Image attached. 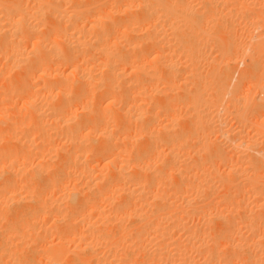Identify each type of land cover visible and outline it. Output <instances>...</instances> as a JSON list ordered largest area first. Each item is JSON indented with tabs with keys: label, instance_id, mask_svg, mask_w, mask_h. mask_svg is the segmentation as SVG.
I'll list each match as a JSON object with an SVG mask.
<instances>
[{
	"label": "rangeland",
	"instance_id": "rangeland-1",
	"mask_svg": "<svg viewBox=\"0 0 264 264\" xmlns=\"http://www.w3.org/2000/svg\"><path fill=\"white\" fill-rule=\"evenodd\" d=\"M15 0L11 1V0H0V7H2L1 9L3 10L4 7L7 6L6 3H13ZM69 1V2H68ZM70 1L72 0H65V5L67 6ZM75 1V2H73ZM72 2L74 4H79L81 6H79L77 4V7H83V9L86 10V12H88L87 14H90L89 16L86 15V17L88 19H93V15H96L98 12L96 11L99 8H101V13L99 11L98 14L104 15L102 16L103 22L101 20V25L100 27L98 26L99 29L103 28V23L106 22H110L115 24L119 23L122 21H126L128 18H130V16L134 15V16H141L140 14L143 12L142 10L139 11V9L135 10V8H130V9H126L127 6L125 5V3H122L121 0L118 1H113V0H73ZM81 1V2H80ZM126 0H124L125 2ZM169 1V0H168ZM172 4L173 0H170ZM183 1V3L181 2ZM174 0L173 3V8L175 6L181 7L182 4H184L186 1L187 3H189L190 5L188 6L187 3L186 6L190 7L189 9L191 10L190 12H188L189 10L186 11L187 14L185 13V9L181 10L175 7V18L173 22L176 20L178 21L175 23H172L170 28L173 29V35L174 38H172V36H170V32L168 31L169 27L164 26V24H168V26L170 25L169 21H162L160 20L158 25V28H161L160 31H158V34L160 35L161 33H164V31L162 30L164 27L167 29L165 30L169 32L166 37L164 35L165 34H161L162 39L160 38V36H156V35L152 32L153 30L151 28V24L148 25V23H143L142 24V29L140 30V28H135V32L133 35H131L130 37L127 36L128 38L124 37V38H114L113 40L118 41V43L121 44L119 46H121V48H125V46L129 45L130 41L133 45H135L136 43L139 44L137 45V47L142 48V50L144 49L143 52H148L150 54L147 55V57H145V53L143 54L144 57L142 56V52L141 49H139V53L137 52V48L135 50V52L133 53V55L131 56V51L130 50H121L123 51L124 55H126V53L130 52V55L128 54V58L130 57V60H134V56L136 58V56L139 54L140 58L139 61L142 62L141 67L143 66V68H141V70H143V73H140V75L138 73H132V75H130V69L132 68V66L136 65V62L138 59H136V62L133 61L134 63H129L128 62V69L126 66V73L125 74V78H124V73L121 71L122 79H120V82L122 81V83H120V87L119 88H115V90L117 91L119 89V91L121 92L123 89L121 87V84L124 83V81L126 84L132 83L131 81L129 82L128 80H132V87H130V85H128V91H126L127 93H131L130 95L135 96L136 94H138V92H140L141 89V93L138 95L139 99H136L137 101L135 102H127L125 99V95L123 94V92H121V97H123V100L125 99V101L128 103V105L126 104V102H122L125 107V109H127L128 107H133L130 110L127 109L126 115L125 113L121 114L119 113V110L121 105H119L120 102H117L118 104H116L115 106H107L108 103L106 100L103 99L98 100V95H99V99L100 97H102V95L106 94V92L104 93V91L102 89H104L106 87V83H101V81L103 82L104 80L106 81V77H108V73L105 67H102L97 63V62H101L103 58H101L103 56V54H99L100 52V47H99V53L95 50L98 49H94V51H92L93 49H91V51L87 52V55H85V58L83 60L82 56L84 54L81 53V57L80 59H82L81 61L74 62L71 67L67 66V68H69V70L66 68L65 65H58L57 63H53L55 64L54 66L49 63V65L51 66V68H55L56 66L58 67V70L55 71H50L52 70L50 67H48V63L47 66L46 64L41 65V67L39 66V72L38 68H35L32 70V74L31 75V79L30 83H29V87L30 84L37 87L36 89L40 92L41 87L44 88V86H47V90L49 87H51L52 85H56V86H60V82L64 83V85H68V83L70 82V78H72L74 80V82L76 83H80L83 85L82 82L75 80L76 78V74L79 72L81 73L83 71L84 75L87 74L88 75V79L85 78L84 83L87 81H91L89 82V84L93 83L94 84L90 85L87 84V87H85V89L87 91H84L85 89H82L85 92L88 93V90L90 91L88 96L87 94H84V98L82 96V103L77 104L76 106L73 105V107L76 110V108L80 111V109L84 106L83 104H88V109L90 107H94V108H90V110L92 111L93 109L95 110V108L97 110H95L96 112L99 113H94L95 111H92V115L95 118V122H93L94 118L91 119L89 118V115L86 114V118L85 114L84 117L86 118L83 119V115L80 117L82 118L81 120L83 121V123L85 124L89 119L88 122L90 123H86V125H83L82 122H79L80 120L79 118V113L77 115H75V117L72 116L68 117V119L66 118L65 120L70 121V123L67 121V126L66 125H59V126H54V127H46L44 128L43 131H38L40 132H44L46 129V132L43 133L44 135L41 136V134L37 133L36 130H34L35 128H29V130H27V128H24L26 134L27 132H31L33 131V133H30V138H32L33 136H35L32 139L36 140V145L39 146V148L37 147V149L33 150V154L32 152L29 154V156H27L28 159H26V155L25 157L21 156H17L18 158L16 160H18L17 162V166L21 167V169L23 170V172H27L24 173L25 175H22L21 178H24V181L22 179L19 178L18 181H22L21 186H23V183L25 184L27 181V183L25 185L26 188L21 190V188H19V190L17 189L15 191L16 193V200H20L18 203L16 204H10L7 207L0 206V264H16V263H20V264H264V0ZM185 1V2H184ZM191 1V2H189ZM220 1V2H219ZM236 1V2H234ZM23 4V6L25 7H29L32 6L33 4L30 0H17L14 3L16 4ZM70 3L67 7H64L63 9H68L72 5L73 3ZM84 2V4H83ZM96 2V3H95ZM107 2V3H105ZM112 2V3H111ZM115 4H114V3ZM176 2V3H175ZM211 2V3H210ZM242 2V3H241ZM30 3V4H29ZM100 3V4H98ZM104 3V4H103ZM123 4L126 6H121L120 5ZM182 3V4H181ZM236 6H235V4ZM248 3V4H247ZM4 4V5H3ZM6 4V6H5ZM8 4V5H9ZM86 4V5H85ZM103 4V5H101ZM113 4V5H111ZM165 4H166V0H165ZM184 4V6H185ZM201 4V5H200ZM247 4V6H246ZM251 4V5H250ZM263 4V5H262ZM35 5V3H34ZM164 5V4H163ZM233 5V6H231ZM249 5V6H248ZM256 5V6H255ZM111 6L116 7L113 8L111 7V9H109ZM212 6V7H211ZM235 6V7H234ZM254 6V7H253ZM258 6V7H257ZM106 7V8H105ZM108 7V8H107ZM120 7V8H119ZM124 9H122V8ZM187 7H185L186 9H188ZM196 7V8H195ZM251 7V8H250ZM262 7V8H261ZM97 8V9H96ZM182 8H184L182 6ZM204 8V9H203ZM245 8V9H244ZM105 9V10H104ZM127 11H124V10ZM134 9V10H133ZM223 9V10H222ZM97 13H95V11ZM122 10V11H121ZM193 10V11H192ZM215 10V11H214ZM108 11H110V13H108ZM119 11V12H118ZM135 11V14H132ZM184 11V14H183ZM195 11V12H194ZM252 11V12H251ZM126 12V13H125ZM140 12V13H139ZM193 12V13H192ZM1 13V10H0ZM178 13V14H177ZM204 13V14H203ZM49 14V13H48ZM121 14V15H120ZM130 14V16H129ZM138 14V15H136ZM198 14V15H197ZM208 16H207V15ZM250 14V15H249ZM252 14V15H251ZM119 15V16H118ZM125 15V16H123ZM192 15V16H190ZM240 15V16H239ZM242 15V16H241ZM52 15L49 14V18L47 19L46 17L47 14L45 15V20L42 19V21L40 22V26L41 24L44 26L39 27V31L41 30V32L43 31L44 33H42V35H39L41 33H39V31L36 33V36H38L39 38H42V36H44L42 39H47V35L50 36V34L57 32V29H55L54 31H52V29H54L57 23V20H55L54 18L51 17ZM120 17V19L118 17ZM177 16V17H176ZM227 16V17H226ZM240 18H239V17ZM256 16V17H255ZM183 19V20H181ZM187 17V18H186ZM192 17V18H191ZM210 17V18H209ZM111 18V19H110ZM186 18V19H184ZM189 18H191V20H189ZM244 18V19H243ZM248 18V19H247ZM259 18V19H258ZM51 19V22H50ZM233 19V20H232ZM242 19H243V23H242ZM56 21V23L54 21ZM116 20V21H115ZM196 20V21H194ZM208 20V21H207ZM211 20V22H210ZM98 21V23H99ZM184 21V22H182ZM190 21V25H188L187 23ZM207 23H206V22ZM45 22V24L43 23ZM200 22V23H199ZM210 22V23H209ZM230 22V23H229ZM241 22V23H240ZM47 23V24H46ZM54 23V24H52ZM106 24L105 27H108L109 24ZM123 23V22H122ZM183 23L185 25H183ZM199 23V24H198ZM206 23V24H205ZM218 23V24H217ZM48 24H51L50 26ZM166 24V25H167ZM178 26H177V25ZM180 24V25H179ZM194 24V25H193ZM198 27H200L199 29H197V25ZM204 24V25H203ZM249 24V25H248ZM253 24V25H252ZM257 24V25H256ZM262 24V25H260ZM54 25V27H53ZM111 25V24H110ZM144 25V26H143ZM148 25V26H147ZM213 25V26H212ZM218 25V26H217ZM243 25V26H242ZM153 26V25H152ZM176 26V27H175ZM180 26V28H179ZM185 28H184V27ZM193 26V27H192ZM212 26V27H211ZM226 26V27H225ZM237 26V27H236ZM252 26V27H251ZM49 29H46L48 28ZM53 27V28H52ZM146 27V28H145ZM183 27V28H182ZM188 27V28H187ZM191 27V28H190ZM209 27V29H208ZM230 27V28H229ZM236 27V28H235ZM244 27V29H243ZM52 28V29H51ZM57 28V27H55ZM148 28V29H147ZM164 28V29H165ZM180 30H179V29ZM196 28V29H195ZM225 28V29H224ZM106 29V28H104ZM138 29V30H136ZM150 34H148L146 32ZM151 29V30H150ZM185 30L183 32V30ZM188 29V30H187ZM194 29V30H191ZM204 29V30H203ZM207 29V30H206ZM253 29V30H252ZM45 30H49L51 31L49 33H45ZM150 30V32H149ZM175 30V31H174ZM220 30V32H219ZM224 30V31H221ZM231 30V31H230ZM145 31V32H144ZM190 31H194V32H190ZM197 31V32H196ZM201 31V32H200ZM139 32V33H138ZM153 34H152V33ZM176 32V33H175ZM182 32V33H181ZM186 32V33H185ZM189 32L191 34H189ZM196 32V33H195ZM210 34H209V33ZM240 32V33H239ZM243 32V33H242ZM179 35H178V34ZM193 33V34H192ZM204 33V35H203ZM227 33V34H226ZM44 34V35H43ZM55 34H53V37L55 36ZM141 34V35H140ZM182 34V35H181ZM186 34V35H185ZM244 36H243V35ZM250 34V36H249ZM256 34V35H255ZM148 35V38L147 36ZM157 38H155V36ZM202 35V36H201ZM35 36V37H36ZM133 36V37H132ZM208 36V37H207ZM227 36V37H225ZM34 37V38H35ZM47 37V38H46ZM52 37V35H51ZM50 37V38H51ZM52 37V38H53ZM153 37L155 39H157V41L155 39H153ZM171 37V39H170ZM206 37V38H205ZM257 37V38H256ZM139 38V39H137ZM142 38V39H140ZM174 40V41H168V43H170V45L172 47L169 46V44L163 40ZM187 39V40H186ZM216 39V40H215ZM35 39H32L31 41H33ZM150 40V41H148ZM155 40V41H153ZM166 40V41H167ZM198 40V41H197ZM226 40V42H225ZM235 40V41H234ZM25 42L23 45V50L24 51H30L27 50V48H32V42ZM129 41V42H127ZM161 41V43H160ZM194 41V42H193ZM232 41V42H231ZM150 42H152L150 44ZM154 42V43H153ZM172 42V43H171ZM218 42V43H217ZM29 43V44H28ZM124 43V45H123ZM129 43V44H128ZM162 43H165L166 45H168L170 47V50L165 53L167 55H165L164 57H167L168 61L167 63H169L170 61L172 62L173 65L176 66V72L174 74L168 75L167 73H169L168 71H166L165 69H163V65H162V61L160 62V60H151V58L153 57V55L155 54L158 46H161ZM194 43V44H193ZM203 43V45H202ZM28 44V45H27ZM156 44V45H155ZM159 44V45H158ZM161 44V45H160ZM106 48L109 47L108 44H106ZM197 45V46H196ZM231 45V46H230ZM245 47H244V46ZM28 46V47H27ZM114 46V45H113ZM118 46V47H119ZM156 46V48H155ZM187 46V47H186ZM189 46V47H188ZM192 46V48H190ZM218 46V47H217ZM247 46V47H246ZM252 46V47H251ZM116 48V46L112 49H117L120 50L119 48ZM154 49H153V48ZM194 47V48H193ZM206 47V48H205ZM227 47V48H226ZM30 48V49H31ZM190 48V50H188ZM85 48H81V50L83 51ZM156 49V50H155ZM204 49V50H203ZM242 49V50H241ZM188 50V51H187ZM218 50V51H217ZM260 50V51H259ZM1 51V49H0ZM186 51V52H185ZM220 51V52H219ZM93 52V53H90ZM95 52V53H94ZM190 52H193L190 54ZM230 52V53H229ZM0 53H4V52H0ZM90 53V54H88ZM185 53V54H184ZM263 53V54H262ZM97 54V55H96ZM136 54V55H135ZM184 54V55H183ZM90 55V56H88ZM221 55V56H220ZM224 55V56H223ZM5 56V57H4ZM9 56L7 53L2 57V54H0V74L4 73L6 74L4 75H0V101L2 104V107L5 109H8V112L11 116L10 121L13 118V124L15 125L18 124L19 122H21L20 120L24 121V116L26 117V119H30L32 118V115L28 114V111L23 109V107L21 106V99L22 96L20 93V91L23 88H16L15 84V80L17 75L19 74L18 70L16 72V70L12 67L11 65V60H9V58L7 57ZM98 56V57H96ZM198 56V57H197ZM220 56V57H219ZM238 56V57H237ZM139 56H137L138 58ZM225 57V58H224ZM236 57V58H235ZM260 57V58H258ZM262 57V58H261ZM3 58V59H2ZM6 58V59H5ZM101 58V59H100ZM127 58V56H126ZM127 58V60H128ZM144 58V59H143ZM146 58V59H145ZM175 58V59H174ZM189 58V60H188ZM192 58V59H191ZM214 58V59H213ZM257 58V59H256ZM5 59V60H4ZM141 59V60H140ZM200 59V60H199ZM221 59V60H220ZM225 59V60H224ZM193 60V61H192ZM231 60V61H230ZM159 61V62H156ZM184 61V62H183ZM192 61V64H191ZM10 62V63H9ZM78 62V63H77ZM82 62V63H81ZM85 62V63H84ZM152 62V63H151ZM170 62V63H171ZM188 62V63H187ZM216 62V63H215ZM224 62V63H223ZM257 62V63H256ZM8 63V64H6ZM213 63V64H212ZM252 63V64H251ZM254 63V64H253ZM259 63V64H258ZM5 64V65H4ZM10 64V69H8V66ZM86 64V65H85ZM130 64V65H129ZM154 64V65H153ZM195 64V65H193ZM208 64V65H207ZM261 64V65H260ZM8 65V66H7ZM76 65V66H75ZM80 65V66H79ZM187 65V68H186ZM257 65V66H256ZM43 66V67H42ZM46 66V67H45ZM63 66V67H62ZM78 66V67H77ZM151 66V67H150ZM153 66V67H152ZM155 66H157L155 68ZM180 66V67H179ZM223 66V68H222ZM7 69H6V68ZM86 67V68H85ZM100 67V68H99ZM194 67V68H193ZM236 67V68H235ZM3 68V69H2ZM12 68V70H11ZM46 68V72H59L61 74V77H53L55 79H49V75H45L47 76L45 79H42V74L40 75V73H44L45 71L40 70V69ZM48 68V69H47ZM50 68V69H49ZM79 70L77 71L76 74H74L71 71H74L75 69ZM85 68V69H84ZM105 68V69H103ZM153 68V69H152ZM186 68V69H184ZM263 68V69H262ZM14 69V70H13ZM64 69V70H63ZM70 69H72L70 71ZM82 71H81V70ZM152 69V70H151ZM163 69V70H162ZM184 69V70H183ZM211 69V70H210ZM221 69V70H220ZM247 69V70H244ZM38 72H36V71ZM68 70V71H67ZM75 70V71H76ZM106 70V73H103ZM128 70V71H127ZM186 70V71H185ZM200 70V71H199ZM8 71V72H7ZM12 71V72H11ZM14 71V72H13ZM34 71V72H33ZM154 71V72H153ZM156 71V72H155ZM158 71V72H157ZM36 72V73H35ZM66 72V73H65ZM70 72L72 74H70ZM129 74H128V73ZM185 72V73H184ZM200 72V73H199ZM244 72V73H243ZM18 73V74H17ZM64 74V76H62ZM103 73V74H102ZM147 73V75H145ZM166 73V74H165ZM194 73V74H193ZM9 74V75H8ZM16 75V76H13ZM45 74V73H44ZM67 74V76L65 77V75ZM69 74V75H68ZM105 74V75H104ZM160 74V76H159ZM199 74V75H198ZM207 74V75H206ZM242 74V75H241ZM246 74V75H245ZM20 75V74H19ZM103 76V79L102 78ZM107 75V76H106ZM137 79L135 78L136 76ZM144 75V77H143ZM154 75V76H153ZM201 75V76H200ZM203 75V76H202ZM205 75V76H204ZM232 75V76H231ZM3 76V78H2ZM72 76V77H70ZM133 78H130V77ZM140 76V77H139ZM219 76V77H218ZM242 76V77H241ZM5 77V78H4ZM33 77V78H32ZM35 77V78H34ZM37 77V78H36ZM41 78L42 80H39V78ZM51 77V78H52ZM64 77V78H63ZM69 77V78H68ZM74 77V78H73ZM85 77V76H84ZM92 77V78H91ZM97 80V78H99ZM149 77V78H147ZM185 77V78H184ZM200 77V78H199ZM246 77V78H245ZM256 77V78H255ZM258 77V78H257ZM63 78V79H62ZM135 78V79H134ZM139 78V79H138ZM153 78H155L156 80H154ZM222 78V79H221ZM8 79V80H7ZM15 79V80H14ZM33 79L35 81H33ZM45 79V80H44ZM60 79V80H59ZM68 79V80H67ZM71 79L72 82H70L69 84L73 83V80ZM91 79V80H89ZM152 79V80H151ZM162 79V80H161ZM176 79V80H175ZM242 79V80H241ZM28 80V81H29ZM48 80V81H47ZM56 80V81H55ZM58 80L60 82H58ZM66 80V81H65ZM171 80V81H170ZM174 80V81H173ZM45 83H44V82ZM52 81H54L53 83L55 84H50L49 82L52 83ZM69 81V82H68ZM98 81V82H97ZM100 81V84H99ZM137 81V82H135ZM155 81V82H153ZM160 81V82H159ZM162 81V82H161ZM205 81V82H204ZM225 81V82H224ZM44 85H42L43 83ZM48 82V83H47ZM65 82H68L67 84ZM97 82V86L96 83ZM118 81H116L117 83ZM209 82V83H208ZM218 82V83H216ZM240 82V83H239ZM47 83V85H45ZM58 83V85H57ZM61 83V84H62ZM73 83V84H75ZM117 83V84H119ZM139 83V84H136ZM143 85V87L141 86V84ZM154 83V84H153ZM165 83V84H164ZM168 83V84H167ZM191 83V84H190ZM9 84V85H8ZM36 84V85H35ZM51 86H49V85ZM101 84V87H99ZM134 84V85H133ZM149 86H148V85ZM181 84V86L179 85ZM197 84V85H196ZM251 84V85H250ZM28 86V84H26ZM78 85V84H76ZM94 85V88H93ZM115 85V83H113V86ZM124 85V84H123ZM122 85V86H123ZM151 85V86H150ZM160 85V88H159ZM211 85V86H210ZM52 86V87H53ZM62 86V85H61ZM70 86V85H68ZM86 86V85H85ZM97 89H96V87ZM118 86V85H116ZM127 85H124V89L126 90ZM148 86V87H147ZM214 86V87H212ZM216 86V87H215ZM24 87V86H22ZM34 87V88H35ZM90 87V89H89ZM103 87V88H102ZM115 87V86H114ZM136 89H134V88ZM138 87V88H137ZM153 87H155V89H153ZM173 89L172 94L169 93V91H167L166 89L169 90V88ZM180 87V88H179ZM184 87V88H183ZM16 88V89H14ZM27 88V87H26ZM121 88V89H120ZM131 88V90L129 89ZM144 88V89H143ZM159 88V89H158ZM165 88V90H164ZM199 88V89H198ZM208 88V89H207ZM9 89H14V90H19L18 92L14 91L12 94L13 96H11V99L9 98L10 94L9 93ZM34 89V90H36ZM158 89V90H157ZM181 89V90H180ZM225 89V90H224ZM25 90V89H24ZM27 90V89H26ZM25 90V91H26ZM36 90V91H37ZM42 91L46 90L45 89H41ZM98 92H97V91ZM103 91L104 94H101V92ZM138 90V91H137ZM143 90V91H142ZM145 90V91H144ZM150 90V91H149ZM155 90V91H154ZM23 91V90H22ZM40 92L39 95L37 96V100H39V103L36 102L38 105L39 104H49V103H53L51 105H49V107H53L54 106V102H56V100L58 98L54 99H48L45 101V94L46 92ZM106 91V89H105ZM118 92V96H120ZM134 91V92H133ZM167 91V93H166ZM186 91V92H184ZM254 91V92H253ZM261 91V92H260ZM263 91V92H262ZM8 92V93H6ZM100 92V94H99ZM117 92L116 95H117ZM147 92V93H146ZM156 92V93H155ZM197 92V93H196ZM238 92V93H237ZM22 95L24 96V91L21 92ZM26 93V92H25ZM95 93V94H94ZM126 93V95H127ZM143 93V94H142ZM203 93V94H202ZM211 93V94H210ZM220 93V94H219ZM231 93V94H230ZM233 93V94H232ZM237 93V94H236ZM21 96L19 99L16 95ZM94 94V95H93ZM123 94V95H122ZM164 94V96H163ZM215 94V95H214ZM244 94V95H243ZM7 95V96H6ZM43 95V96H42ZM129 95V94H128ZM129 95V97H131ZM141 95V96H140ZM145 95V96H144ZM184 95V96H183ZM194 95V96H192ZM218 95V97H217ZM4 96V97H3ZM89 97L90 99H88L89 101H87V97ZM156 96V97H155ZM159 96V97H158ZM167 96V97H166ZM178 96V97H177ZM180 96V97H179ZM245 96V97H244ZM9 99H8V98ZM13 97V98H12ZM42 97V98H41ZM97 97V98H96ZM137 97V95H136ZM141 97V98H140ZM163 99H162V98ZM166 97V98H165ZM212 97V98H211ZM234 97V98H233ZM243 99H241V98ZM261 97V98H260ZM93 100H92V99ZM152 98V99H151ZM156 98V99H155ZM182 98V99H181ZM186 98V99H185ZM200 98V99H199ZM4 99H7L6 101ZM44 99V100H43ZM84 99V101H83ZM97 99V100H96ZM154 99V100H153ZM158 99V100H157ZM179 99V100H178ZM216 99V100H213ZM239 99V100H238ZM241 99V100H240ZM10 100V101H9ZM36 100V101H37ZM121 100V99H120ZM161 100V101H160ZM181 100V101H180ZM206 100V101H205ZM208 100V101H207ZM232 100V101H231ZM238 100V101H237ZM7 101H9L7 103ZM49 101V102H48ZM95 102L90 103V102ZM100 101V102H99ZM164 101V102H163ZM187 101V103H186ZM203 101V102H202ZM17 102V105L16 103ZM45 102V103H44ZM47 102V103H46ZM85 102V103H84ZM88 102V103H86ZM142 102V103H141ZM162 102V103H161ZM230 102V103H229ZM233 102V103H231ZM14 103V104H13ZM58 103V100H57ZM131 103V104H130ZM158 103V104H157ZM212 103H214V105H212ZM237 103V104H236ZM6 104V105H5ZM92 104V105H91ZM161 104V105H160ZM163 104V105H162ZM174 104V106H173ZM180 104V105H179ZM192 104V105H191ZM204 104V105H202ZM226 104V105H225ZM228 104V105H227ZM233 104V105H232ZM14 105V106H13ZM79 105V106H78ZM83 105V106H82ZM98 105V107H97ZM130 105V106H129ZM155 105V106H154ZM160 105V106H159ZM171 105V106H170ZM182 105V106H181ZM191 105V106H190ZM48 106V105H47ZM81 106V107H80ZM147 106V107H146ZM167 106V107H166ZM170 106V107H169ZM195 106V107H194ZM217 106V107H216ZM118 107V108H117ZM127 107V108H126ZM139 107V108H138ZM187 107V108H186ZM207 107V108H206ZM117 108V109H114ZM122 108V107H121ZM138 108V109H137ZM148 108V109H146ZM192 108V109H191ZM195 108V109H194ZM204 108V109H202ZM218 110H217V109ZM20 109V110H19ZM99 109V110H98ZM103 111H102V110ZM137 109V110H135ZM151 109V110H150ZM196 110V112L194 110ZM201 109V110H200ZM211 109V110H210ZM216 109V110H215ZM233 109V110H232ZM17 110V111H16ZM24 110V111H23ZM129 110V111H128ZM135 110V111H134ZM139 110V111H138ZM162 110V111H161ZM169 110V111H168ZM255 110V111H254ZM107 111V112H106ZM141 112L143 114V116L139 117L136 116L138 114V112ZM174 111V112H173ZM209 111V112H208ZM12 112V113H11ZM25 112V113H24ZM101 112V113H100ZM105 112V114H104ZM132 113L135 116H131L130 114L127 115L128 113ZM181 112V113H180ZM185 112V113H184ZM194 112V113H193ZM236 112V113H235ZM17 113V114H16ZM23 113V114H22ZM27 113V114H26ZM104 115H103V114ZM107 113V114H106ZM136 113V114H134ZM160 113V114H159ZM167 113V114H166ZM172 113H175L172 114ZM198 113V114H197ZM238 113V114H237ZM263 115H262V114ZM16 114V115H15ZM83 114V113H82ZM95 114V115H94ZM98 114V115H97ZM118 114H121L122 116H119ZM149 114H152V117H154L153 119L151 118V116ZM154 114V116H153ZM156 114V115H155ZM157 114L158 117H157ZM162 114V115H161ZM170 114V115H169ZM179 116H178V115ZM188 114V115H187ZM192 114V115H191ZM211 114V115H210ZM216 114V115H214ZM81 115V113H80ZM103 117H102V116ZM108 115V118H107ZM110 115V116H109ZM115 115V116H114ZM123 115H125L127 117H123ZM168 115V116H166ZM178 117H177V116ZM14 116V117H12ZM19 118H18V117ZM31 116V117H30ZM97 116V118H96ZM112 116V117H111ZM117 116V117H116ZM150 116V117H149ZM192 118H191V117ZM200 116V117H199ZM206 116V117H205ZM30 117V118H28ZM105 117V118H104ZM119 117V118H118ZM166 117V118H165ZM176 117V118H175ZM186 117V118H183ZM190 117V118H189ZM216 117V118H215ZM218 117V119H217ZM251 117V118H250ZM102 118V120H100ZM118 118V119H116ZM122 118V119H121ZM148 118V119H147ZM160 118V119H159ZM238 118V120H237ZM16 119V120H15ZM33 119V118H32ZM78 119V120H77ZM112 119V120H111ZM129 119V120H128ZM174 120L171 124L167 123L166 120ZM177 119V120H176ZM74 120V122H72ZM96 120L98 122H96ZM107 120V121H106ZM114 120V121H113ZM124 120V121H123ZM126 120V121H125ZM164 120V121H163ZM176 120V121H175ZM181 122H179V121ZM191 120V121H190ZM210 122H209V121ZM85 121V122H84ZM99 121L102 125L99 124ZM105 121V122H103ZM109 121V122H108ZM117 121V122H116ZM121 121V124L119 125ZM136 121V122H135ZM163 121V122H162ZM193 121V122H192ZM207 123H206V122ZM218 121V122H217ZM238 121V122H237ZM253 121V122H252ZM79 122L82 125L79 124V126H84L83 127H78L80 129H84L85 132H88L89 130L92 131V128H95L94 131H96V128L99 124V127L97 128V130L100 129H105V125L107 126L106 129L112 133V135H115L113 137L112 143L107 146L106 150L102 151L103 153V157H100L101 154L99 153L98 157H89L86 156L88 150L90 148H92L91 146L95 147L98 145L97 143L99 142V137L97 136V134L92 135V136H97L96 139L94 137H89V140H87L83 145V150L81 149V153H80V158H79V165L77 164H73L71 166L72 169H70L71 172H68L67 170L62 172L60 169L65 170L67 168V164H65L64 160H62V157H64V152H62L64 150V147L66 146V135H68L72 130L71 127L77 126ZM92 122V123H91ZM114 122V123H113ZM149 122V124H148ZM153 122V123H152ZM160 122V123H159ZM166 122V123H165ZM217 122V123H216ZM261 124H260V123ZM9 123V122H8ZM73 123H76L73 125ZM94 123V124H93ZM98 123V124H97ZM110 123V124H109ZM155 123V124H154ZM186 123V124H185ZM206 123V124H205ZM242 123V124H241ZM71 124V126L69 125ZM89 126H88V125ZM92 124V125H90ZM144 124L148 125L145 126ZM152 126H151V125ZM181 124H183L181 126ZM144 125V126H143ZM163 125V126H162ZM173 125V126H172ZM202 125V126H201ZM205 125V126H204ZM240 125V126H239ZM64 126V127H63ZM70 128H69V127ZM104 126V127H103ZM117 129H116V127ZM119 126V127H118ZM151 126L155 127L157 129H159L158 131L160 132H156L155 135L156 137H153L150 140H145L144 138H142V136L140 137L139 135H141L140 133L142 132V130H145V128ZM162 126V127H161ZM181 126V129H179ZM204 126V127H203ZM240 128H239V127ZM57 127V128H56ZM63 127V129L61 128ZM85 127L87 129H85ZM102 127V128H101ZM143 127V128H142ZM194 127V128H192ZM7 128V127H4ZM3 128V129H4ZM51 128V129H50ZM121 128V129H120ZM140 128V129H139ZM162 128L168 130H162ZM196 128V129H195ZM238 130H237V129ZM65 129H67L68 133L65 134ZM120 129V130H119ZM127 129V130H126ZM138 129V130H137ZM188 129V130H186ZM236 129V130H235ZM24 130L20 131V133H23ZM162 130V132H161ZM179 130V131H178ZM193 130V131H192ZM195 130V131H194ZM217 130V131H216ZM36 131V132H35ZM63 131V132H62ZM70 131V132H69ZM117 133H116V132ZM120 131V132H119ZM126 131V132H125ZM141 131V132H140ZM175 131V132H174ZM183 131V132H182ZM202 131V132H201ZM205 131V132H204ZM5 132L7 133L6 130H4V132H2L5 135ZM123 133L128 139L124 141V139H122V137L124 135H120L119 133ZM131 132V133H130ZM140 132V133H139ZM169 132V133H168ZM175 134L173 135L172 134ZM191 132V133H190ZM213 132V133H211ZM235 132V133H234ZM19 133V132H18ZM19 133V134H20ZM48 133V134H46ZM62 133V134H61ZM98 133V132H97ZM117 135H116V134ZM128 133V135H127ZM159 133V134H158ZM182 133V134H181ZM189 133V134H188ZM197 133V134H196ZM199 133V134H198ZM208 133V134H207ZM38 134V136H37ZM46 134V135H45ZM170 134V137L174 136V138L172 137V139L170 137H168V135ZM188 134V135H187ZM193 134V135H191ZM195 134V135H194ZM2 135V136H4ZM21 135V134H20ZM29 135V134H27ZM33 135V136H32ZM121 137H120V136ZM162 135V136H161ZM41 136V138H40ZM59 136V137H58ZM119 136V137H117ZM123 137L126 139V137ZM132 136V137H131ZM164 136V137H163ZM180 136V137H179ZM194 136V137H193ZM197 136V137H195ZM231 136V138H230ZM235 136V137H234ZM5 137V136H4ZM43 137L45 139H43ZM182 137V138H181ZM216 137V138H215ZM243 137V138H242ZM51 138V139H50ZM53 138V139H52ZM59 138V139H58ZM64 138V139H63ZM133 138V139H132ZM157 138V139H156ZM178 138V139H177ZM194 138V139H192ZM198 138V139H197ZM222 138V139H221ZM249 138V139H248ZM43 139V140H42ZM198 141H197V140ZM200 139V140H199ZM204 139V140H203ZM220 139V140H219ZM60 140V141H59ZM119 142H118V141ZM140 140V141H139ZM165 140V141H164ZM192 140V142H191ZM219 140V141H218ZM49 141V142H48ZM90 141V142H89ZM93 141V142H92ZM114 141V142H113ZM121 141V142H120ZM127 141V142H126ZM133 141V142H132ZM135 141V142H134ZM142 141V144H141ZM149 141V142H148ZM169 141V142H167ZM196 141V142H194ZM201 141V142H200ZM246 141V142H245ZM254 141V142H253ZM39 142V143H38ZM64 142V143H63ZM151 142V143H150ZM191 142V143H190ZM200 144H198V143ZM204 142V143H203ZM221 142V143H220ZM122 143V144H119ZM154 143V144H153ZM248 143V144H247ZM13 144V142L11 143ZM15 144V143H14ZM39 144V145H38ZM47 144V145H46ZM92 144V145H91ZM152 144V145H151ZM230 144V145H229ZM255 144V145H254ZM41 145V147H40ZM91 145V146H90ZM123 145V146H122ZM126 147H125V146ZM128 145V146H127ZM147 145V146H146ZM149 145V146H148ZM188 145V146H187ZM217 145V146H216ZM244 145V146H243ZM249 145V146H248ZM142 146V147H141ZM177 146V147H176ZM221 146V147H220ZM223 146V147H222ZM43 147V148H42ZM125 147V148H124ZM144 147V148H143ZM147 147V148H146ZM220 147V148H219ZM229 147H231L229 149ZM57 148V149H55ZM179 148V149H178ZM186 148V151H185ZM188 148V149H187ZM192 148V149H191ZM215 148V149H214ZM259 148V149H258ZM61 149V150H60ZM87 151L85 152L84 151ZM119 149V150H118ZM128 149V150H127ZM131 149V150H130ZM137 149V150H136ZM160 149V151H158ZM163 149V150H162ZM184 149V151H183ZM196 149V150H195ZM229 149V150H228ZM263 149V150H262ZM40 150V151H38ZM167 150V151H166ZM171 150H173L171 152ZM218 150V151H217ZM37 151V152H36ZM61 153H60V152ZM107 151V152H106ZM145 153H144V152ZM149 151V152H148ZM181 151V152H180ZM195 151V152H194ZM216 151V153H214ZM229 154H227L228 152ZM234 153H233V152ZM85 152V153H84ZM110 152V153H109ZM129 152V153H128ZM143 152V153H142ZM155 152V155H154ZM166 152V153H165ZM170 152V153H168ZM224 152V153H223ZM226 152V153H225ZM243 152V153H242ZM39 153V154H38ZM109 153V154H108ZM113 153V154H112ZM142 154L141 156L139 154ZM165 155H164V154ZM181 153V154H180ZM193 153V154H192ZM211 155H210V154ZM33 156H32V155ZM37 154V155H36ZM61 154V156H60ZM82 154V156H81ZM85 154V155H84ZM138 154V155H137ZM172 154V155H170ZM190 154V155H189ZM224 154L225 155L224 157ZM235 154V155H234ZM109 155V156H108ZM135 155V156H134ZM164 155V156H163ZM199 155V156H198ZM218 155V156H217ZM52 156V157H51ZM57 156V157H56ZM97 156V155H96ZM107 156V158H106ZM114 156V157H113ZM138 156L140 158H138ZM155 156V157H153ZM161 156V157H159ZM177 156V157H176ZM179 156V157H178ZM216 156V157H215ZM220 156V157H219ZM239 156V157H238ZM47 159H46V158ZM60 157V159L58 158ZM149 157V158H148ZM158 157V158H157ZM199 157V158H198ZM227 157V158H226ZM25 158V159H23ZM145 158L147 160H145ZM152 158V159H151ZM164 160H162V159ZM171 158V159H170ZM196 158V159H195ZM248 158V159H247ZM43 159V160H42ZM53 159H57L56 161H54ZM92 159V160H91ZM97 159V160H96ZM102 159V160H101ZM106 159V160H105ZM119 159V160H118ZM133 159V160H132ZM195 159V160H194ZM232 159V160H231ZM243 159V160H242ZM247 159V160H246ZM25 160V161H23ZM30 160V161H29ZM100 160V161H99ZM136 162H135V161ZM177 160V161H176ZM188 160V162H187ZM241 160V161H240ZM48 161V162H47ZM51 163H50V162ZM63 162V165L60 166L61 164L58 163ZM103 161V162H102ZM115 161V162H114ZM123 161V162H122ZM140 161V162H138ZM144 161V163H143ZM157 161L159 164H157ZM225 161V163H224ZM249 161V162H248ZM29 162V163H27ZM46 162V163H45ZM81 162V164H80ZM111 162V163H110ZM154 162V163H153ZM178 162V163H177ZM205 162V163H204ZM229 162V163H228ZM19 163V164H18ZM21 163V164H20ZM40 163V164H39ZM48 163V165H47ZM50 163V164H49ZM53 163V164H52ZM86 163V164H85ZM94 163V164H93ZM118 163V164H117ZM149 163L151 164V166L149 165ZM164 163V164H163ZM221 163V164H220ZM235 163V164H234ZM55 164V165H54ZM65 164V165H64ZM122 164V165H121ZM126 164V165H125ZM141 164L143 166H147V164L149 165L148 167H151L150 169L148 168L146 171L149 172L146 173V171L142 172L141 170H139L138 165ZM189 164V165H188ZM203 164V165H202ZM41 166L39 167V169H44L42 170L41 173V178L38 180L39 185L40 184H46L48 182H46L47 178H48V174L50 176V174H55L54 177H58L59 174H64L59 176V178L63 179H59L60 181L57 182L56 184H59L61 186L58 187V189L56 188V186L52 185L49 187L48 189V194L50 196V200L48 199L47 202H50V204H53L54 209H51L48 212L44 211L41 213V217L37 216L35 219H32L33 217L29 218L26 214L29 212L28 210L30 209V211L32 210L31 208H34V206L36 205V203H40L42 204V202L40 199H37L33 196L32 192L33 190H31L30 188H33V185L36 186L35 182L33 180L30 179L29 176H26L28 174V172L32 171L34 169V167L36 166ZM47 165V166H45ZM57 165V166H56ZM155 165V166H153ZM173 165V167H172ZM178 165V167H177ZM184 165H188V167L184 166ZM194 165V166H193ZM198 165V166H197ZM202 165V166H201ZM222 165V167H221ZM237 165V166H236ZM241 165V166H240ZM43 166V167H42ZM60 166V168L58 167ZM65 166V168L63 167ZM79 166L80 169H77ZM135 166V167H134ZM138 168H137V167ZM164 166V167H163ZM190 166V167H189ZM192 166V167H191ZM25 167V168H24ZM58 167V168H57ZM64 169H63V168ZM97 167V168H96ZM120 167V168H119ZM174 169H172V168ZM201 167V168H200ZM24 168V169H23ZM30 168L32 170H30ZM48 168V169H45ZM115 168H118L117 170H119V172H122L119 174V172L117 170H113ZM137 168V169H136ZM167 168V169H166ZM240 168V169H239ZM178 169H180L178 171ZM191 169V170H190ZM198 169V170H197ZM206 169V170H205ZM222 169V170H221ZM237 169V171H235ZM47 172H46V171ZM79 170V171H77ZM90 170V171H88ZM152 170V171H151ZM158 170V172H157ZM232 170V171H231ZM86 171H88L89 173H87ZM126 171V172H125ZM136 173H135V172ZM167 171V172H166ZM171 171V172H170ZM173 171V172H172ZM235 171V173H234ZM242 171V172H241ZM245 171V172H244ZM29 172V174H30ZM44 172L46 173L44 175ZM55 172V173H53ZM66 172V173H65ZM84 172V173H82ZM94 172V173H93ZM154 172V173H152ZM158 176H155L156 174ZM170 172V173H168ZM177 172V173H176ZM180 172V173H179ZM214 172V173H212ZM228 172V173H227ZM231 172V173H230ZM234 174H233V173ZM48 173V174H47ZM72 173V174H71ZM123 173V175H121ZM140 173V174H139ZM187 173V174H186ZM202 173V174H201ZM210 173V174H207ZM28 174V175H29ZM58 174V175H57ZM67 174V175H66ZM70 174V175H69ZM84 174V175H83ZM89 174H92L93 176H97V180L94 181L93 183H90L87 181V175L89 176ZM116 174V175H115ZM173 175L171 177H169V175ZM179 174V175H178ZM197 174V175H196ZM257 174V175H256ZM51 175V177L53 176ZM109 175V176H108ZM142 175V176H141ZM153 175V176H152ZM168 177H165L167 176ZM199 175V177H198ZM239 175V177H238ZM242 175V176H241ZM45 176V177H43ZM79 176V177H78ZM122 177L121 179L119 178ZM135 176V177H134ZM163 176V177H162ZM205 176V177H204ZM231 176V177H230ZM249 176V177H248ZM19 177V176H18ZM29 178V180L26 179ZM107 179H106V178ZM113 177V178H112ZM118 177V178H117ZM144 177V178H143ZM151 177V178H150ZM162 177V178H161ZM212 177V178H211ZM234 177V178H233ZM65 178L69 179L65 180ZM99 178V179H98ZM109 178V179H108ZM136 178V179H135ZM139 178V180H138ZM142 178V179H141ZM148 178V179H147ZM172 178V179H171ZM175 178V179H174ZM181 178V180H180ZM189 178V179H188ZM191 178V180H190ZM204 178V179H203ZM217 180H215V179ZM243 178V179H242ZM246 178V179H245ZM253 178V180H252ZM18 179V178H17ZM26 179V180H25ZM82 179V180H81ZM86 179V180H85ZM120 179V180H119ZM129 179V180H128ZM146 179V180H145ZM151 179V180H149ZM159 179V180H158ZM171 179V180H169ZM184 179V180H183ZM234 179V180H231ZM40 180H44L41 181ZM85 180V181H84ZM109 180V181H108ZM147 181V183L149 184V187L147 186V188L149 189H145L144 192H142V198H140L139 200H141V202H138L137 200H135V202L137 201V203H133L134 201H131L132 199H130L129 197H127L126 194V190L133 187L136 183V181ZM178 180V181H177ZM196 182H195V181ZM201 180V181H200ZM99 181V183H101V185L97 182ZM121 181V182H120ZM126 181V182H125ZM130 181V182H129ZM159 181V182H158ZM161 181V182H160ZM187 181V182H185ZM213 181V182H212ZM217 184H215V182ZM248 181V182H247ZM31 182H34L33 184ZM104 182V183H103ZM172 182V183H171ZM182 182V183H181ZM208 182V183H207ZM222 182V183H221ZM242 182V183H241ZM248 184H246V183ZM250 182V183H249ZM90 183V184H89ZM107 183V184H106ZM109 183V184H108ZM118 184V186H112V184ZM168 183V184H165ZM184 183V184H183ZM50 184V183H48ZM55 184V185H56ZM96 184V185H94ZM104 188L109 187L111 191H109V189H106V191L109 193L107 196H103L102 199V185H104ZM120 184V186H119ZM205 184H209V187ZM216 186H215V185ZM221 184V185H220ZM239 184V185H238ZM110 185V186H109ZM128 185V186H127ZM151 185V186H150ZM168 185V186H167ZM172 185V186H170ZM191 185V186H190ZM197 185V186H196ZM199 185V186H198ZM201 185V186H200ZM203 185V187H202ZM212 185V186H211ZM245 185V187H244ZM32 186V187H31ZM43 186V185H40ZM39 186V187H40ZM58 186V185H57ZM63 186V187H62ZM101 186V187H100ZM112 186V189L110 188ZM123 186V187H122ZM125 186V187H124ZM153 186V187H152ZM159 186V187H158ZM211 186V188H210ZM237 186V187H236ZM29 187V188H28ZM52 187V188H51ZM54 187V188H53ZM62 190V188H64ZM100 187V188H99ZM116 187V189L114 190V188ZM164 187V188H163ZM169 187V188H168ZM198 187V188H197ZM208 187V188H207ZM215 187V188H214ZM43 190V187H40ZM51 188V189H50ZM104 188H103V193H104ZM162 188V189H161ZM190 188V189H189ZM193 188V189H192ZM203 188V189H202ZM205 188V189H204ZM223 188V189H222ZM53 189V190H52ZM57 189V190H56ZM156 189H158L156 191ZM180 189V191H179ZM182 189V190H181ZM210 189V190H209ZM232 189V190H231ZM240 189V190H239ZM21 190V191H20ZM31 190L29 196L27 191ZM61 190V191H60ZM65 190V191H64ZM98 190V191H97ZM174 190V191H173ZM187 190V191H186ZM206 190V191H205ZM231 190V191H230ZM245 190V191H244ZM52 191V194H51ZM57 191V192H56ZM199 193H197V192ZM231 192V194L229 192ZM234 191V192H233ZM248 191V192H247ZM263 191V192H262ZM73 192L76 194L77 198H82L80 200L85 201V204L83 206V209L86 213L87 216V220L89 222L88 224H85L82 228V226L79 227V225H75L78 229V227L80 229L76 230V227H74V225L72 227H66L67 225L71 226L72 224H62V223H57L59 226V228L55 226L54 228H51L50 230V234H47V238L44 237L45 234L44 231L47 227L51 226L49 225V220L53 217L55 212L56 214H60L59 216L60 218H65L67 216V214H69V206L66 205L67 203V199L65 198L67 196L68 193ZM116 192V193H115ZM125 194H124V193ZM148 192V193H147ZM150 192V193H149ZM163 192V193H162ZM176 192V193H174ZM215 192V193H214ZM246 192V193H245ZM250 192V193H249ZM44 193H47L46 191ZM147 193V194H146ZM218 193V194H217ZM240 193V195H239ZM51 194V195H50ZM66 194V195H65ZM95 194V195H94ZM119 194V195H118ZM198 194V195H197ZM209 194V195H208ZM32 195V197L30 196ZM81 195V196H80ZM98 195V196H97ZM109 195H111L109 197ZM114 195H116L114 197ZM123 195V197H122ZM125 195V197H124ZM178 195H180L178 197ZM202 195V196H199ZM212 195V196H210ZM261 195V196H260ZM65 196V197H64ZM96 196V197H94ZM101 198H100V197ZM247 196V197H246ZM44 197H46L44 195ZM54 197V198H53ZM108 198L107 200L105 198ZM112 197V198H111ZM127 197V198H126ZM147 197V198H146ZM173 197V199H172ZM206 197V198H205ZM209 197V198H208ZM216 197V198H215ZM237 197V198H236ZM240 197V198H239ZM261 197V198H260ZM21 198V199H20ZM28 198V199H27ZM120 198V199H119ZM126 198V199H125ZM153 198V199H152ZM162 198V199H161ZM34 199V202L31 200ZM55 201H53V200ZM57 199V200H56ZM110 199V200H109ZM124 199V200H123ZM165 199V200H164ZM181 199V200H180ZM185 199V200H184ZM25 200V201H24ZM39 200V201H37ZM120 200V201H119ZM166 202H164V201ZM174 200V201H172ZM188 200V201H187ZM208 200V201H207ZM212 200V201H211ZM232 200V201H231ZM247 200V201H246ZM32 201V202H30ZM37 201V202H35ZM52 201V202H51ZM66 201V202H65ZM92 201V202H90ZM113 201V203H112ZM123 201V202H122ZM125 201H130L127 202V205ZM145 201V203H144ZM224 203H223V202ZM260 201V202H259ZM24 202V203H23ZM32 203V207H29L31 205H29L30 203ZM143 202V203H142ZM146 202H148V204H146ZM161 202V203H160ZM217 202V203H216ZM230 204H229V203ZM34 203V206H33ZM55 203V204H54ZM94 203V204H92ZM134 205V209L136 206V210L138 211L139 209L141 210V212L146 213L148 216L147 219L148 220H144L142 221H138V219L136 218H128L127 221L126 219L124 220V222H118L116 223V220L114 219L116 214H121V212L123 211L122 209H120L121 207H125L126 210H128V206L130 207L131 205ZM139 203V204H138ZM151 203V204H150ZM181 203V204H180ZM205 203V204H204ZM213 205H212V204ZM223 203V204H222ZM238 203V204H237ZM240 203V205H239ZM29 206H28V205ZM161 204H165L164 206ZM175 204V205H173ZM177 204V205H176ZM185 204V205H184ZM189 204V205H188ZM194 204V205H193ZM226 204V205H225ZM237 204V205H236ZM242 204V205H241ZM250 204V205H249ZM89 205V206H88ZM117 205V206H116ZM140 205V206H139ZM245 205V206H244ZM28 206V207H27ZM40 206V205H37ZM36 206V207H37ZM49 206V204H48ZM88 206V207H87ZM141 206H143V208H141ZM160 208H159V207ZM171 206V207H170ZM176 206V207H175ZM185 209H183L184 207H186ZM189 206V207H188ZM209 206V209L208 207ZM214 206V208H212ZM218 206V207H217ZM242 206V207H241ZM244 206V207H243ZM86 207V208H84ZM94 207V208H93ZM157 207V208H156ZM163 207V208H162ZM199 207V208H198ZM57 208V209H56ZM155 208V209H153ZM176 208V209H175ZM181 208V209H179ZM203 208V209H202ZM247 208V209H246ZM60 211H59V210ZM66 209V211L64 210ZM95 209V210H94ZM114 209V210H113ZM117 209V212H116ZM119 209V210H118ZM146 211H145V210ZM152 209V210H151ZM160 211H159V210ZM165 209V211H164ZM189 209V210H188ZM202 209V210H201ZM4 210V211H3ZM92 210V211H91ZM94 210V211H93ZM99 213H97L98 211ZM113 210V211H112ZM122 210V211H121ZM124 209V211H126ZM139 210V211H140ZM158 210V211H156ZM163 210V211H162ZM174 210V211H173ZM177 210V211H176ZM181 210V212H180ZM233 210V211H231ZM246 212H245V211ZM251 210V211H250ZM8 211V212H7ZM24 211V212H23ZM62 211V212H61ZM88 211V212H87ZM91 211V212H90ZM102 211V212H101ZM145 211V212H144ZM154 214L155 212H161V216H157V218L154 220L152 219V215L150 216L149 213ZM185 215H184V212ZM189 211V212H188ZM244 211V212H243ZM262 211V212H261ZM16 212V213H15ZM21 214L19 215L18 214ZM27 212V213H26ZM95 212V215H94ZM115 212V213H114ZM154 212V213H153ZM165 212V213H164ZM199 212V213H198ZM203 212V213H202ZM236 212V213H235ZM24 216L25 217H21L22 219V226L23 223L26 221H23V218L29 222L28 226L26 223H24L25 226H23V228L20 227V225H18L17 223L15 224V220H19L20 216ZM43 213L47 214V216L44 217ZM51 213V214H50ZM64 213V214H63ZM66 213V215H65ZM87 213H89L87 215ZM176 213V214H174ZM181 215H180V214ZM13 214V215H11ZM53 214V215H52ZM97 214V215H96ZM115 214V215H114ZM157 214V213H156ZM166 214V216L164 215ZM169 214V215H168ZM184 216H183V215ZM201 214L203 215L201 218ZM233 214V215H232ZM236 214V215H235ZM238 214V215H237ZM52 217H51V216ZM90 215L93 216L90 218ZM106 215V216H104ZM214 217H212V216ZM221 215V216H220ZM223 215V216H222ZM226 215V216H225ZM243 215V216H242ZM263 215V217L261 218V216ZM19 216V217H18ZM43 216V217H42ZM99 216V217H98ZM108 216V217H107ZM164 216V218H163ZM169 216V217H168ZM174 216H176L175 218H173ZM178 216V217H177ZM180 216V219H182V221L179 219L178 221H180V223H182L183 225H181L179 223L178 227L177 226V222L175 221V219H178ZM198 216V217H197ZM207 216V217H205ZM229 216V217H228ZM235 216V217H234ZM239 216V217H238ZM18 217V218H16ZM31 219V220H29ZM50 217V218H49ZM101 217V218H100ZM107 217V218H106ZM114 217V218H112ZM161 217V218H159ZM183 217V218H182ZM106 218V219H104ZM111 218V219H110ZM152 220H151V219ZM166 218V219H165ZM172 218V219H171ZM191 218V219H190ZM205 218V219H204ZM221 220H220V219ZM223 218V219H222ZM230 218V219H229ZM244 218V219H243ZM4 219V220H3ZM14 219V220H13ZM101 219V220H99ZM146 219V218H145ZM165 219V220H162ZM174 219V220H173ZM228 219V221H227ZM234 219V220H233ZM250 219V220H249ZM14 222H13V221ZM174 221V224L172 221ZM194 220V221H193ZM230 220V221H229ZM233 220V224L232 223ZM8 224H4L5 222ZM47 223H45V222ZM154 221V222H151ZM166 221V222H165ZM193 221V222H192ZM206 221V222H205ZM213 221V222H212ZM218 221V222H217ZM220 221V222H219ZM224 221V222H223ZM226 221V222H225ZM243 221V222H242ZM257 221V222H256ZM263 221V222H262ZM11 222V223H10ZM13 222V223H12ZM32 222V223H31ZM62 222V221H61ZM136 222V223H135ZM144 223L143 225L140 223ZM146 222V223H145ZM149 222V223H148ZM170 222V223H169ZM204 222V223H203ZM248 222V223H247ZM10 223V224H9ZM93 223V224H92ZM106 223V224H105ZM120 223V224H119ZM198 223V224H197ZM229 223V224H228ZM246 223V224H245ZM254 223V224H253ZM47 226L45 228V226ZM51 224V223H50ZM56 224V225H57ZM124 228H123V226ZM126 224V225H125ZM175 228H174V226ZM197 224V225H196ZM210 224V225H209ZM237 224V225H236ZM241 224V225H240ZM2 225V226H1ZM12 225L16 228V232L13 233L12 235H9V237H5V229L9 228L11 229ZM92 225V226H91ZM204 227H203V226ZM228 225V226H227ZM259 225V226H258ZM6 226V227H5ZM18 226V227H17ZM64 226V227H63ZM86 226V227H85ZM95 226V227H94ZM117 226V227H116ZM133 226H135L133 228ZM145 226V227H144ZM163 226V227H162ZM227 226V227H226ZM247 226V227H246ZM251 226V227H250ZM255 226V227H254ZM63 227V228H62ZM85 227V230H84ZM144 227V228H143ZM155 227V229L153 228ZM207 227V228H206ZM258 227V228H256ZM260 227V228H259ZM4 228V230H3ZM68 230H67V229ZM124 230H122V229ZM147 228V229H146ZM185 228V229H184ZM223 228V229H222ZM254 228V229H253ZM21 229V230H20ZM50 229V228H48ZM59 229V230H58ZM60 229H62L60 231ZM72 229V230H71ZM132 229V230H131ZM143 229V231H142ZM249 229V230H247ZM260 229V230H259ZM262 229V230H261ZM17 230L19 232H17ZM120 232H118V231ZM130 230V231H129ZM139 230V231H138ZM154 230V232L152 231ZM155 230H158L159 232L162 233V235H164L165 239L163 237H160L159 239V234L156 235ZM191 230V231H190ZM196 230V231H195ZM206 230V231H205ZM224 230V232H223ZM231 230V231H230ZM234 230V231H233ZM76 231V233H75ZM79 231V232H78ZM136 231V232H135ZM138 231V232H137ZM146 231V232H145ZM152 231V232H150ZM189 233H187V232ZM194 231V232H193ZM236 231V232H235ZM72 232H74L76 234H73ZM182 232V233H179ZM186 232V233H185ZM219 232L221 233L219 236ZM227 232V233H226ZM239 232V233H238ZM255 232V233H254ZM17 233V234H16ZM41 233V234H40ZM79 233V234H77ZM106 233V234H105ZM108 233V234H107ZM129 233V235H128ZM138 233V234H137ZM145 233V234H144ZM154 233V234H153ZM184 233V234H183ZM193 233V234H192ZM217 233V234H216ZM37 234V236L35 235ZM134 234V235H133ZM142 236H140V235ZM148 234V236H147ZM181 234V235H180ZM187 236H186V235ZM226 234V235H225ZM230 234V235H229ZM256 234V235H254ZM4 235V236H3ZM39 235H41L43 239H41L40 237H38ZM49 235V236H48ZM82 237L80 238L79 237ZM113 235V236H112ZM126 235V236H125ZM161 235V236H162ZM184 235V236H183ZM194 236L193 238L191 236ZM197 235V236H196ZM235 235V236H234ZM249 235V236H248ZM252 235V236H251ZM118 236H119V240H118ZM124 236V237H122ZM136 236V237H135ZM156 236V237H155ZM183 236V237H181ZM190 236V238H189ZM210 236V237H209ZM223 236V237H222ZM251 236V237H250ZM13 237V238H12ZM114 237V238H113ZM148 237V238H147ZM157 240V242L153 239H151V241L153 242V244L151 243L150 238H152ZM179 237V238H178ZM185 237H188L185 239ZM244 239H242V238ZM246 237V238H245ZM6 238V239H5ZM10 238V239H9ZM12 238V239H11ZM78 238H80V240H78ZM104 238V239H103ZM143 238V240H142ZM170 238V239H169ZM183 238V239H182ZM192 238V239H191ZM204 238V239H203ZM212 238V239H211ZM219 238V239H218ZM239 238L241 240H239ZM8 239V240H7ZM45 239V240H44ZM61 239V240H60ZM106 239V240H105ZM116 239V240H115ZM138 239V240H137ZM164 240L165 243H167V245L169 246L170 249H174L178 252L181 251V256L180 258L178 257H171L170 260L168 257L164 258V253L163 251L159 252L156 254L154 252H152L151 250H153L155 248V245L157 244H163L161 242ZM202 239V240H201ZM43 240V241H42ZM64 240V241H63ZM137 240V241H136ZM150 242H148V241ZM173 240H174V245L176 246V243L178 244L180 248H178V250L176 248H174L175 246L172 245L173 244ZM189 240L191 242H189ZM212 240V241H211ZM226 242H225V241ZM251 240V241H250ZM14 241V242H13ZM46 241V242H45ZM48 241V242H47ZM51 241V242H50ZM57 241V242H56ZM62 241V243H60ZM104 241V242H103ZM111 241V242H109ZM141 241V242H140ZM143 241V242H142ZM171 241V242H168ZM192 241L194 244H192ZM195 241V242H194ZM197 241V242H196ZM41 242V243H40ZM84 242V243H81ZM101 242V243H100ZM109 242V243H107ZM116 242V244H115ZM121 242V243H120ZM155 242V243H154ZM180 242V243H179ZM244 242V243H243ZM250 242V243H249ZM90 247L93 249L90 252L89 250L84 251L83 248L80 249V247L89 245ZM111 243V244H110ZM182 243V244H181ZM190 243V244H189ZM40 244V245H39ZM47 244V245H46ZM52 244V246H51ZM86 244V245H85ZM102 244V245H101ZM108 244V245H107ZM113 244V245H112ZM127 244V245H126ZM138 244V245H136ZM173 247H171L170 245ZM201 244V245H199ZM206 244V245H205ZM240 246H239V245ZM256 244V245H255ZM64 245V247H67V252L69 251V253L72 251L70 254L67 253L68 255L63 258V259H52L50 258V260L45 259L47 256L41 257V255L45 254L42 250H44L46 252L49 251L54 247H60ZM121 245V246H120ZM129 245V246H128ZM135 245V246H134ZM214 245V246H213ZM252 245V246H251ZM13 246V247H12ZM15 246V247H14ZM42 246V247H41ZM47 246V247H45ZM76 248H75V247ZM97 246V247H96ZM104 246V247H103ZM109 246V247H108ZM131 246V247H130ZM144 246V247H143ZM146 246V247H145ZM154 248H153V247ZM190 246V247H189ZM78 247V248H77ZM143 247V248H141ZM157 247V246H156ZM189 247V249H188ZM202 247V250H201ZM205 247V249H204ZM237 247V248H236ZM38 248V249H37ZM42 250H41V249ZM53 248V249H54ZM55 248V249H56ZM61 248V247H60ZM115 248V249H114ZM118 248V249H117ZM125 248V249H124ZM132 248V249H131ZM192 248V250H191ZM194 248V249H193ZM200 248V249H199ZM207 248V249H206ZM234 248V249H233ZM241 248V249H240ZM243 248V249H242ZM19 249V250H17ZM66 249V248H65ZM79 249V250H77ZM95 249V250H94ZM136 249V251H135ZM141 249V250H140ZM145 251H144V250ZM156 249V248H155ZM261 249V250H260ZM263 249V250H262ZM14 250V251H13ZM41 250V251H40ZM114 250V251H113ZM127 250V251H126ZM187 250V251H186ZM206 250V251H205ZM242 250V251H241ZM250 250V251H249ZM10 251V252H9ZM36 251V252H35ZM97 251V252H96ZM126 251V252H125ZM189 251V252H188ZM202 251V252H200ZM235 251V252H234ZM15 252V253H13ZM20 252V253H19ZM74 252V253H73ZM81 252V253H80ZM105 252V253H103ZM114 252V253H113ZM142 252V253H141ZM147 252V253H144ZM205 252V254H204ZM234 252V253H233ZM239 252V254H238ZM13 253V254H12ZM48 253V252H47ZM116 255L114 258V256L112 255ZM120 253V254H119ZM122 253V254H121ZM141 253V254H140ZM152 253V254H151ZM187 253V254H186ZM189 253V254H188ZM233 253V254H232ZM20 254V255H19ZM103 256H102V255ZM105 254H107L105 256ZM138 254V255H137ZM151 254V255H150ZM155 257L158 256V257ZM179 254V253H178ZM183 254V255H182ZM230 254V255H229ZM242 257H241V255ZM29 255V256H28ZM39 255V256H38ZM73 255V256H72ZM99 255V256H98ZM123 255V256H122ZM140 255V256H139ZM149 259H146V256ZM200 255V256H199ZM224 255V257H223ZM233 255V256H232ZM247 255V256H246ZM36 256V257H35ZM72 256V257H71ZM79 256V257H78ZM102 256V258H101ZM111 256V257H110ZM135 258H134V257ZM184 256V257H183ZM189 256V257H188ZM238 256V257H237ZM4 257V258H3ZM69 257V258H68ZM91 257V258H90ZM107 257V258H106ZM153 257V258H152ZM160 257V258H159ZM202 257V258H201ZM205 257V259H203ZM220 257V258H219ZM230 257V258H229ZM243 259H241V258ZM245 257V258H243ZM7 260H6V259ZM19 258V260H18ZM87 258V259H85ZM105 258V259H104ZM137 258V259H136ZM175 259H180V260H174ZM227 260H226V259ZM263 258V259H262ZM85 259V260H84ZM97 259V260H96ZM119 259V260H118ZM126 259V261H125ZM132 259V260H131ZM145 259V260H144ZM157 259V260H156ZM163 259L165 261H163ZM184 259V260H183ZM187 259V260H186ZM231 259V260H229ZM235 259V260H233ZM259 259V260H258ZM45 260V261H44ZM53 260V261H52ZM61 260V261H60ZM65 260V262H64ZM69 260V261H68ZM96 260V261H95ZM109 260V261H108ZM143 260V261H141ZM157 262H156V261ZM206 260V261H205ZM222 260V261H221ZM229 260V261H228ZM239 260V261H238ZM248 260V261H247ZM26 261V262H25ZM148 261V262H147ZM155 261V262H154ZM173 261V262H172ZM193 261V262H192ZM242 261V262H241ZM250 261V262H249ZM262 261V262H261ZM5 262V263H4ZM42 262V263H41ZM84 262V263H82ZM111 262V263H110ZM137 262V263H136ZM228 262V263H227Z\"/></svg>",
	"mask_w": 264,
	"mask_h": 264
},
{
	"label": "bare ground",
	"instance_id": "bare-ground-1",
	"mask_svg": "<svg viewBox=\"0 0 264 264\" xmlns=\"http://www.w3.org/2000/svg\"><path fill=\"white\" fill-rule=\"evenodd\" d=\"M2 1V0H1ZM4 1V0H3ZM11 1H13V0H11ZM15 1H17V0H15ZM14 1V2H15ZM31 1H33V2H31L32 4H33V7L32 6H30V8L29 7H25V6H23V4H19V3H17L16 2V4L13 2V3H6L7 4V6H6V4H5V6L6 7H4V9L2 10L1 8L2 7H0V10H1V13H0V49H1V51L2 52H4V53H0V54H2V57H3V54L5 55L6 53L9 55V56H7L8 58H9V60L8 61H10L11 60V65H12V67L15 69H17L19 72V74L17 75V77H16V80H15V82H16V84H15V86H16V88H23L22 90L24 91V96L22 95V93L21 92H23L21 89H18V90H14V89H16V88H14V89H9V93L10 94H12L14 91L16 92H18L19 90H21L20 91V93L19 94H21V96H22V98H20L21 96H19L18 97V95H16L17 97H18V99L21 101V106L23 107V109H25V110H27L28 111V114L30 113L31 115H32V118H30V117H28V118H30V119H26V117L24 116V121H22V120H20L21 122H19L18 124H16L15 123V125H12L13 123V118H12V120L10 121V119H11V115L8 113V112H10V111H8L7 112V110L9 109H5V108H3L2 107V105H0V204H2L3 206H5V207H7L8 205H10V204H16V203H18L20 200L18 199V200H16L17 199V197L15 196L16 195V193H15V191L18 189L19 190V188H21V190L23 189V186L28 182H26L25 184L23 183V186H21V184H22V181L20 180V181H18L19 180V178L20 179H22L21 178V176L22 175H25L24 173H27V172H23V170L21 169V167H18L17 166V162H18V160H16L18 157L17 156H19V157H21V156H23V157H25V155H26V159H28L27 158V156H29V154L32 152V154H33V150H35V149H37V147L39 148V146H37L36 145V140L35 139H37V138H35V139H32V138H34L35 136H33L32 138H30V133L32 132L33 133V131H31V132H27V134H29V135H27L26 134V132H25V130H24V128H27V130H29V128H35L34 130H38V131H43L44 130V128H46V127H54V126H59V125H66L67 124V121L68 120H65L66 118L68 119V117H71L72 116V118H73V116L75 117V115H77L78 113H79V122H82V124L83 125H86V123H90V122H88L90 119H91V117H92V119L94 118V116L92 115V111H95V110H97L96 108H95V110L93 109L92 111L90 110V108H94V107H90L89 109H88V102H86V103H88V104H83L82 106V108L80 109V111L76 108V110H73V109H75L74 107H73V105H75L76 106V103L77 104H79V103H82L81 101H82V96L84 95V94H87V96H88V94H89V90H88V93L87 92H85L84 93V91H87L86 89H85V87H87V84H89V82H92V80L91 79H89V80H91V81H86L87 82V84H86V82L84 83V81H85V78H87L88 77V75L87 74H85L84 75V73H83V71L81 72V73H77V71H79L78 69L76 70L75 68V70L74 71H71L72 69H70V71L71 72H75L74 74H76V78H75V80H78V81H80V82H82L83 83V85L82 84H80V83H77V81H76V83L74 82V80L72 79V78H70V82H72L71 81V79L73 80V83H75V84H73V83H71V84H69L68 82H65L66 84L68 83V85H70V86H68V85H64V83H62V82H60L59 80H58V82H60V86L58 85V83H57V85L58 86H56V85H49V86H51V87H49L48 88V90H47V86H44V88L43 87H41V89H45V87H46V90H44L45 92H46V94H45V101L46 100H48V99H54L55 100V98H58L57 100H58V103H57V100H56V102H54V106L53 107H49V105H51V104H53V103H49V104H45V105H43V104H37L36 102H38L39 103V100H37V96L39 95V93L42 91L41 89H40V92L36 89L37 87H35V86H33V85H31L30 84V87H29V83H30V80L29 79H31V75L33 76V74H32V70L33 69H35V68H38V69H36V70H38L39 71V66L41 67V65H44V64H46V63H48V67H50L51 68V64H52V62L53 63H57L58 65H60V67H61V65H65L66 66V68H67V66H70L71 64H73L74 62H76V61H78V59H76V58H79V61H81L82 59H80V57H81V53L82 54H84L83 56H82V58H83V60H84V58H85V55H87V52H89V51H91V49H93L92 51H94V49H97V47H98V49L97 50H95V51H99V47L101 48L100 49V52L101 53H99V54H103V56L101 57V58H103L102 59V61L101 62H97V63H99L98 64V66L100 65L101 66V69H102V67H105L106 68V70H107V75H108V77H106V81L104 80L103 82L101 81V83H106L107 81V84H106V87L104 88V89H102L103 91H104V93L106 92V94H104L103 93V91L101 92V90H100V92H101V94H100V92H99V94H100V96L102 95V94H104V95H102V97H100V99H99V95H98V100H106L108 103H106V104H108L107 106H115L116 104H118V103H116L117 102V100H118V102H120V101H122L123 103L124 102H135V101H137L136 99H139L138 98V95L141 93V89H140V92H138V94H136L137 95V97H136V95L135 96H131L130 94L131 93H127L126 91H128L129 92V90H128V85H130V87H132L131 85H132V83H133V81L132 80H128L129 82L131 81L132 83H129V84H126L125 82H127V81H124V85H127L126 87H127V89L125 90L124 88V85L123 84H121V87H122V91L121 92H123V94L125 95V99H126V101H125V99L123 100V97H121V92L119 91V89L117 90V91H119V95L120 96H118V92L115 90V88H119L120 87V83H122V81L120 82V79H122L121 77H123L124 76V78L123 79H126L125 77V74L126 73H124V72H126V66L128 65V62L129 63H134L133 61H135L136 62V59H138L137 60V62H136V65H134V66H132V68H129L128 66H127V69L129 68L130 69V72L129 73H131L130 75H132V73H138L139 75H140V73H142V74H144L143 73V70H141V68H143V66L141 67V65L140 64H142V62H140L139 61V58H140V53L142 54V56L141 57H144V53H145V57H147V55L148 54H150V53H148V52H143L144 51V49L142 50V48H139V47H137V45H139V44H135V45H133L132 43H131V41L129 42V41H127V42H129L128 44L129 45H127V46H125V48H121V46H119L120 44H121V42H120V44L118 43V38H124V37H126V38H128L127 36H131V35H133L134 34V32H135V28H140V30L142 29V24L143 23H148V25H150L149 23H152L151 24V27H153V28H151L153 31V33L156 35V33H157V35L156 36H158L159 34H158V31H160V29L161 28H158V23H159V21L160 20H162V21H169L170 23V25L168 26V22L166 23V24H164V26H166V27H169V29H168V31L170 32H167L166 31V33H165V30H167L165 27V29L163 28L162 30L164 31V33H161L162 35L163 34H165L164 36L166 37L167 35H169L170 34V36H172V38H174V35H173V29H175L176 30V28H174L173 27V29L172 28H170V26H171V24L172 23H175V21L173 22V20L174 19H177V18H175V15L176 14H174L175 12V7H178V6H175L174 8H173V5H174V3H173V1H172V4H170L171 3V1L169 0H166V4H165V0H126L125 2H124V0H121L122 1V3H125V5L127 6V8H126V6L125 5H121V3H120V5L121 6H125V8L126 9H130V8H135V10L137 9H139V11H141L142 10V12H143V15H142V13L140 14L141 16H139L138 14H136V15H138V16H134V15H132V16H130V14H129V16H130V18H128L126 21L124 20V21H122L121 20V22L119 23V21L120 20H118V23H116L115 22V24H112V23H108V22H106V21H104L105 23H103V28H101V29H99L98 28V26L100 27V23H101V21L103 22V20H101L102 19V16H104V15H101V14H98L99 13V11L101 12V8H99V11H98V9L95 11V13H97L96 15H93V18H94V20L93 19H88L87 17H86V15H90V14H87L88 12H86V10L85 9H83V7H77V4H74L73 2H75V1H70V3L72 2L73 4L72 5H74V6H71L70 8H68V9H63L64 7H67V6H64V7H62L63 5H65V0H31ZM100 1V0H99ZM103 1V0H102ZM105 1H107V0H105ZM109 1V0H108ZM111 1V0H110ZM113 1H118V0H113ZM179 1H181V0H179ZM191 1H193V0H191ZM191 1H189V2H191ZM199 1V0H198ZM202 1V0H201ZM228 1V0H227ZM29 2H30V0H29ZM66 2H67V0H66ZM69 2V1H68ZM67 2V3H68ZM81 2V1H80ZM182 3H183V1H181ZM185 2V1H184ZM194 2V1H193ZM220 2V1H219ZM229 2V1H228ZM234 2H236V1H234ZM34 3H35V5H34ZM76 3V2H75ZM96 3V2H95ZM105 3H107V2H105ZM112 3V2H111ZM114 3V2H113ZM176 3V2H175ZM181 3V4H182ZM185 3H187V1L185 2ZM184 3V4H185ZM211 3V2H210ZM242 3V2H241ZM9 4V5H8ZM30 4V3H29ZM80 4V3H79ZM78 4V5H79ZM83 4H84V2H83ZM98 4H100V3H98ZM104 4V3H103ZM103 4H101V5H103ZM108 4V3H107ZM115 4V3H114ZM164 4V5H163ZM184 4H182L181 5V7H178L177 8V10L178 9H182V10H184L185 11V13H186V11L187 10H189L188 12H190L191 10L189 9L190 7H187L186 6V4H185V6H184ZM235 4V3H234ZM248 4V3H247ZM247 4H246V6H247ZM4 5V4H3ZM71 5V4H70ZM86 5V4H85ZM111 5H113V4H111ZM187 5L189 6L190 4L189 3H187ZM201 5V4H200ZM251 5V4H250ZM263 5V4H262ZM79 6H81V5H79ZM104 6V5H103ZM182 6L184 7V8H182ZM231 6H233V5H231ZM235 6H236V4H235ZM234 6V7H235ZM249 6V5H248ZM256 6V5H255ZM110 7V6H109ZM111 7H113V6H111ZM111 7L109 8V9H111ZM185 7H187L188 9H186ZM212 7V6H211ZM254 7V6H253ZM258 7V6H257ZM106 8V7H105ZM108 8V7H107ZM113 8H116V7H113ZM120 8V7H119ZM122 8V7H121ZM196 8V7H195ZM251 8V7H250ZM262 8V7H261ZM122 9H124V8H122ZM124 10V11H127V10ZM180 9V10H181ZM204 9V8H203ZM245 9V8H244ZM105 10V9H104ZM134 10V9H133ZM223 10V9H222ZM122 11V10H121ZM179 11V10H178ZM184 11H183V14H184ZM193 11V10H192ZM215 11V10H214ZM119 12V11H118ZM187 12V13H188ZM195 12V11H194ZM252 12V11H251ZM50 15H52L51 17L52 18H54L55 20H57V23H56V21H54L55 23H56V25H58V26H55V27H57V28H55L54 27V25H53V27H54V29H52V31H54L55 29H57V32L56 31H54V32H56V34L55 33H53L52 32V34H50V36L49 35H47V39H42L44 36H42V38H39L38 36H36V33L39 31V27H41V26H43L42 24H41V26L39 25L40 24V22L42 21V19H44V21H46L47 22V20H45V15L47 14V16L48 17H46L47 19L49 18V14ZM101 13H103V12H101ZM108 13H110V11H108ZM126 13V12H125ZM140 13V12H139ZM186 13V15H189V14H187ZM193 13V12H192ZM132 14H135V11L132 13ZM178 14V13H177ZM204 14V13H203ZM121 15V14H120ZM198 15V14H197ZM207 15V14H206ZM250 15V14H249ZM252 15V14H251ZM119 16V15H118ZM117 16V17H118ZM123 16H125V15H123ZM190 16H192V15H190ZM208 16V15H207ZM240 16V15H239ZM238 16V17H239ZM242 16V15H241ZM177 17V16H176ZM227 17V16H226ZM256 17V16H255ZM119 19H120V17H118ZM180 18V17H179ZM187 18V17H186ZM186 18H184V19H186ZM192 18V17H191ZM191 18H189V20H191ZM210 18V17H209ZM240 18V17H239ZM111 19V18H110ZM181 19V18H180ZM244 19V18H243ZM243 19H242V23H243ZM248 19V18H247ZM259 19V18H258ZM99 20H101V21H99ZM181 20H183V19H181ZM233 20V19H232ZM98 21H99V23H98ZM116 21V20H115ZM178 21V20H177ZM176 21V22H177ZM194 21H196V20H194ZM208 21V20H207ZM50 22H51V19H50ZM123 22V23H122ZM172 22V23H171ZM182 22H184V21H182ZM206 22V21H205ZM210 22H211V20H210ZM209 22V23H210ZM44 24H45V22H43ZM109 24V26L108 27H105V25L106 24ZM145 23V24H146ZM178 23H179V21H178ZM186 23H187V21H186ZM189 23V24H188ZM187 24L188 25H190L191 26V24H190V21L188 22ZM200 23V22H199ZM198 23V24H199ZM207 23V22H206ZM205 23V24H206ZM230 23V22H229ZM241 23V22H240ZM47 24V23H46ZM52 24H54V23H52ZM218 24V23H217ZM264 24V23H263ZM49 26L51 25V24H48ZM147 25V26H148ZM153 25V26H152ZM177 25V24H176ZM180 25V24H179ZM183 25H185L184 23H183ZM194 25V24H193ZM197 25V24H196ZM204 25V24H203ZM249 25V24H248ZM253 25V24H252ZM257 25V24H256ZM260 25H262V24H260ZM144 26V25H143ZM178 26V25H177ZM213 26V25H212ZM211 26V27H212ZM218 26V25H217ZM243 26V25H242ZM44 27V26H43ZM172 27V26H171ZM176 27V26H175ZM184 27V26H183ZM182 27V28H183ZM193 27V26H192ZM197 27H198V25H197ZM226 27V26H225ZM237 27V26H236ZM235 27V28H236ZM252 27V26H251ZM104 28H106V29H104ZM146 28V27H145ZM179 28H180V26H179ZM178 28V29H179ZM185 28V27H184ZM188 28V27H187ZM191 28V27H190ZM200 27H198L197 29H199ZM230 28V27H229ZM46 29H49V27L48 28H46ZM148 29V28H147ZM147 29H146V32H147ZM150 29V30H151ZM196 29V28H195ZM208 29H209V27H208ZM225 29V28H224ZM243 29H244V27H243ZM41 30H42V28H41ZM41 30L39 31V33H41V34H39V35H42V33H44L43 31L41 32ZM136 30H138V29H136ZM150 30H149V32H150ZM158 30V31H157ZM174 30V31H175ZM180 30V29H179ZM183 30V29H182ZM188 30V29H187ZM191 30H194V29H191ZM204 30V29H203ZM207 30V29H206ZM253 30V29H252ZM49 31V30H48ZM48 31L47 30H45V33H48ZM185 30H183V32H184ZM221 31H224V30H221ZM231 31V30H230ZM51 31H49V33H50ZM145 32V31H144ZM151 32V33H152ZM161 32V31H160ZM190 32H194V31H190ZM189 32V34H191ZM197 32V31H196ZM195 32V33H196ZM201 32V31H200ZM219 32H220V30H219ZM136 33V32H135ZM139 33V32H138ZM148 33V32H147ZM152 33V34H153ZM169 33V34H168ZM176 33V32H175ZM182 33V32H181ZM186 33V32H185ZM209 33V32H208ZM240 33V32H239ZM243 33V32H242ZM53 34H55V36L53 37ZM149 34V33H148ZM159 35L160 36V38H162V35ZM167 34V35H166ZM178 34V33H177ZM193 34V33H192ZM210 34V33H209ZM227 34V33H226ZM44 35V34H43ZM51 35H52V37H51ZM135 35V34H134ZM141 35V34H140ZM150 35V34H149ZM154 35V36H155ZM179 35V34H178ZM182 35V34H181ZM186 35V34H185ZM203 35H204V33H203ZM243 35V34H242ZM256 35V34H255ZM36 36V37H35ZM147 36V38H148V35H146ZM155 36V38H157ZM202 36V35H201ZM205 36V35H204ZM244 36V35H243ZM249 36H250V34H249ZM35 37V38H34ZM51 37V38H50ZM133 37V36H132ZM169 37V36H168ZM168 37H166V38H168ZM208 37V36H207ZM225 37H227V36H225ZM114 38H117V40L118 41H115V40H113ZM154 37H153V39H155ZM206 38V37H205ZM257 38V37H256ZM32 39H35V40H33V41H31ZM137 39H139V38H137ZM140 39H142V38H140ZM157 39H159V38H157ZM157 39H155L156 41H157ZM162 39H165V38H162ZM170 39H171V37H170ZM155 40H153V41H155ZM167 40V39H166ZM163 40V41H165L166 42V44L168 43V41L170 42V41H174V40H176V39H174V40ZM187 40V39H186ZM216 40V39H215ZM32 42V48H31V46H30V48H27V50H30V51H24L23 50V47H24V43L25 42ZM148 41H150V40H148ZM198 41V40H197ZM235 41V40H234ZM194 42V41H193ZM225 42H226V40H225ZM232 42V41H231ZM152 42H150V44H151ZM154 43V42H153ZM160 43H161V41H160ZM172 43V42H171ZM218 43V42H217ZM264 43V42H263ZM29 44V43H28ZM27 44V45H28ZM106 44H108L109 45V47L108 48H106ZM165 43H162V45L161 46H158V48H157V50H156V52H155V54L153 55V57L151 58V60H160V62L162 63V67H163V69H165L166 71H168L169 73H167L168 75H170L171 74V76H172V74H174L175 72H176V66L175 65H173L172 64V62L170 63H167V61H168V59H167V57H164L165 55H167V54H165V53H167L169 50H170V47H172L171 45H170V43H168L169 44V46L168 45H166ZM194 44V43H193ZM114 45V46H113ZM123 45H124V43H123ZM152 45V44H151ZM156 45V44H155ZM159 45V44H158ZM202 45H203V43H202ZM116 46V48L118 47L120 50H117V49H112L111 47H115ZM197 46V45H196ZM231 46V45H230ZM244 46V45H243ZM28 47V46H27ZM187 47V46H186ZM189 47V46H188ZM218 47V46H217ZM245 47V46H244ZM247 47V46H246ZM252 47V46H251ZM81 48H85L83 51L81 50ZM136 48H137V50H136ZM141 49V52L139 53V49ZM153 48V47H152ZM155 48H156V46H155ZM190 48H192V46L190 47ZM190 48L188 49V50H190ZM194 48V47H193ZM206 48V47H205ZM227 48V47H226ZM130 50L131 51V56L133 55V53L135 52V50L139 53L137 56H139L138 58H137V56H136V58H135V56H134V60H130V57L128 58V54L130 55V52L129 53H126V55H124L123 53V51H125V50ZM154 49V48H153ZM121 50H123V51H121ZM187 50V51H188ZM204 50V49H203ZM242 50V49H241ZM0 51V52H1ZM134 51V52H133ZM218 51V50H217ZM260 51V50H259ZM186 52V51H185ZM220 52V51H219ZM90 53H93V52H90ZM90 53H88V54H90ZM95 53V52H94ZM148 53V54H147ZM191 53H193V52H190V54ZM230 53V52H229ZM165 54V55H164ZM185 54V53H184ZM183 54V55H184ZM263 54V53H262ZM97 55V54H96ZM136 55V54H135ZM88 56H90V55H88ZM126 56H127V58H128V60H127V58H126ZM221 56V55H220ZM219 56V57H220ZM224 56V55H223ZM5 57V56H4ZM96 57H98V56H96ZM149 57V56H148ZM147 57V58H148ZM198 57V56H197ZM238 57V56H237ZM100 58V59H101ZM225 58V57H224ZM236 58V57H235ZM258 58H260V57H258ZM262 58V57H261ZM3 59V58H2ZM6 59V58H5ZM4 59V60H5ZM144 59V58H143ZM146 59V58H145ZM175 59V58H174ZM192 59V58H191ZM214 59V58H213ZM257 59V58H256ZM76 60V61H75ZM82 60V61H83ZM141 60V59H140ZM188 60H189V58H188ZM200 60V59H199ZM221 60V59H220ZM225 60V59H224ZM193 61V60H192ZM192 61H191V64H192ZM231 61V60H230ZM156 62H159V61H156ZM184 62V61H183ZM10 63V62H9ZM49 63H51L50 65H49ZM78 63V62H77ZM82 63V62H81ZM85 63V62H84ZM152 63V62H151ZM188 63V62H187ZM216 63V62H215ZM224 63V62H223ZM257 63V62H256ZM6 64H8V63H6ZM55 64H52L53 66L55 65ZM213 64V63H212ZM252 64V63H251ZM254 64V63H253ZM259 64V63H258ZM5 65V64H4ZM74 65V64H73ZM86 65V64H85ZM130 65V64H129ZM154 65V64H153ZM193 65H195V64H193ZM208 65V64H207ZM261 65V64H260ZM8 66V65H7ZM46 66H47V64H46ZM45 66V67H46ZM76 66V65H75ZM80 66V65H79ZM257 66V65H256ZM264 66V65H263ZM10 64H9V66H8V69L7 70H9L10 68ZM43 67V66H42ZM57 67V66H56ZM55 67V68H56ZM63 67V66H62ZM71 67H72V65H71ZM78 67V66H77ZM151 67V66H150ZM153 67V66H152ZM157 66H155V68H156ZM180 67V66H179ZM49 68V69H50ZM55 68H51L52 70H50V71H54V69ZM86 68V67H85ZM84 68V69H85ZM100 68V67H99ZM105 68H103V69H105ZM186 68H187V65H186ZM186 68H184V69H186ZM194 68V67H193ZM222 68H223V66H222ZM236 68V67H235ZM3 69V68H2ZM13 69V70H14ZM15 69V70H16ZM46 70V68H41L40 70ZM48 69V68H47ZM68 70H69V68H67ZM128 69V70H129ZM153 69V68H152ZM151 69V70H152ZM162 69V70H163ZM183 69V70H184ZM263 69V68H262ZM11 70H12V68H11ZM17 70H16V72H17ZM35 70V71H36ZM44 70V71H45ZM56 70H58V67L55 69V71ZM64 70V69H63ZM67 70V71H68ZM106 70L103 72V73H106ZM127 70V71H128ZM211 70V69H210ZM221 70V69H220ZM244 70H247V69H244ZM38 71H36V72H38ZM121 71L124 73V75L122 76V73H121ZM186 71V70H185ZM200 71V70H199ZM264 71V70H263ZM8 72V71H7ZM12 72V71H11ZM14 72V71H13ZM34 72V71H33ZM35 72V73H36ZM39 72H41V71H39ZM70 72V74H72ZM154 72V71H153ZM156 72V71H155ZM158 72V71H157ZM45 73V74H44ZM42 72V73H40V75L42 74V79L44 78V76L45 75H49L48 77H49V79L51 80V79H55V78H53V77H61V74H59L60 73V70H59V72L57 71V73L56 72ZM66 73V72H65ZM65 73H63V75L62 76H64V74ZM102 73V74H103ZM128 73V72H127ZM128 73V74H129ZM185 73V72H184ZM200 73V72H199ZM244 73V72H243ZM2 75H6V74H4V73H1ZM0 74V75H1ZM166 74V73H165ZM194 74V73H193ZM9 75V74H8ZM35 75V74H34ZM69 75V74H68ZM105 75V74H104ZM104 75H102V78L101 79H103V76ZM106 75V76H107ZM145 75H147V73L145 74ZM199 75V74H198ZM207 75V74H206ZM242 75V74H241ZM246 75V74H245ZM13 76H16V75H14L13 74ZM47 76H45V79H47L48 77ZM53 76V77H52ZM67 76V74L65 75V77ZM85 76V77H84ZM136 76V75H135ZM135 76H133V77H135ZM154 76V75H153ZM159 76H160V74H159ZM201 76V75H200ZM203 76V75H202ZM205 76V75H204ZM232 76V75H231ZM1 77V76H0ZM6 77V76H5ZM4 77V78H5ZM30 77V78H29ZM47 77V78H46ZM52 77V78H51ZM70 77H72V76H70ZM132 76L130 77V78H133ZM137 77L138 76H136L135 78L137 79ZM140 77V76H139ZM143 77H144V75H143ZM219 77V76H218ZM242 77V76H241ZM2 78H3V76H2ZM29 78V79H28ZM33 78V77H32ZM35 78V77H34ZM37 78V77H36ZM39 78V77H38ZM64 78V77H63ZM62 78V79H63ZM69 78V77H68ZM74 78V77H73ZM92 78V77H91ZM134 78V79H135ZM147 78H149V77H147ZM185 78V77H184ZM200 78V77H199ZM246 78V77H245ZM256 78V77H255ZM258 78V77H257ZM41 78H39V80H42ZM44 79V80H45ZM88 79V78H87ZM98 79H100V77L99 78H97V80ZM139 79V78H138ZM154 80H156L155 78H153ZM222 79V78H221ZM264 79V78H263ZM8 80V79H7ZM29 80V81H28ZM68 80V79H67ZM152 80V79H151ZM162 80V79H161ZM176 80V79H175ZM242 80V79H241ZM31 81H32V79H31ZM33 81H35L34 79H33ZM48 81V80H47ZM56 81V80H55ZM66 81V80H65ZM116 81H118L117 83H119V84H117L116 83ZM171 81V80H170ZM174 81V80H173ZM29 82V83H28ZM44 82V81H43ZM42 82V83H43ZM54 81H52V83L51 82H49L50 84H55V83H53ZM98 82V81H97ZM97 82H95L96 83V86H97ZM135 82H137V81H135ZM153 82H155V81H153ZM160 82V81H159ZM162 82V81H161ZM205 82V81H204ZM225 82V81H224ZM45 83V82H44ZM44 83L42 84V85H44ZM48 83V82H47ZM47 83L45 84V85H47ZM62 83V84H61ZM113 83H115V87L113 86ZM209 83V82H208ZM216 83H218V82H216ZM240 83V82H239ZM26 84H28V86L26 85ZM34 84V83H33ZM76 84H78V85H76ZM92 84H94V81H93V83H91V84H89V86L90 85H92ZM99 84H100V81H99ZM136 84H139V83H136ZM141 84V83H140ZM154 84V83H153ZM165 84V83H164ZM168 84V83H167ZM191 84V83H190ZM9 85V84H8ZM36 85V84H35ZM62 85V86H61ZM86 85V86H85ZM95 85V84H94ZM94 85H93V88H94ZM102 85H104V84H101L99 87H101ZM116 85H118V86H116ZM123 85V86H122ZM134 85V84H133ZM148 85V84H147ZM180 86H181V84H179ZM197 85V84H196ZM251 85V84H250ZM22 86H24V87H22ZM95 86V87H96ZM141 86L143 87V85L141 84ZM149 86V85H148ZM147 86V87H148ZM151 86V85H150ZM211 86V85H210ZM27 87V88H26ZM35 87V88H34ZM212 87H214V86H212ZM216 87V86H215ZM103 88V87H102ZM134 88V87H133ZM138 88V87H137ZM159 88H160V85H159ZM158 88V89H159ZM169 88V87H168ZM180 88V87H179ZM184 88V87H183ZM26 91H25V90ZM34 89H36V90H34ZM82 89H85L84 91L82 90ZM89 89H90V87H89ZM96 89H97V87H96ZM105 89H106V91H105ZM121 89V88H120ZM130 90H131V88H129ZM134 89H136V88H134ZM144 89V88H143ZM153 89H155V87H153ZM157 89V90H158ZM199 89V88H198ZM208 89V88H207ZM14 90V91H13ZM164 90H165V88H164ZM167 91H169V93L170 94H172V92H173V89L171 88H169V90L168 89H166ZM181 90V89H180ZM225 90V89H224ZM44 91H42L43 93H44ZM97 91V90H96ZM138 91V90H137ZM143 91V90H142ZM145 91V90H144ZM150 91V90H149ZM155 91V90H154ZM167 91H166V93H167ZM26 92V93H25ZM98 92V91H97ZM115 92H117V95H116V93ZM134 92V91H133ZM184 92H186V91H184ZM254 92V91H253ZM261 92V91H260ZM263 92V91H262ZM6 93H8V92H6ZM8 93V94H9ZM84 93V94H83ZM126 93H127V95H126ZM147 93V92H146ZM156 93V92H155ZM197 93V92H196ZM238 93V92H237ZM236 93V94H237ZM95 94V93H94ZM93 94V95H94ZM122 94V95H123ZM131 96V97H129V95ZM143 94V93H142ZM203 94V93H202ZM211 94V93H210ZM220 94V93H219ZM231 94V93H230ZM233 94V93H232ZM0 95H1V93H0ZM215 95V94H214ZM244 95V94H243ZM7 96V95H6ZM11 96H13V94L12 95H10V99H11ZM40 96V95H39ZM43 96V95H42ZM87 96H85V97H87ZM141 96V95H140ZM145 96V95H144ZM163 96H164V94H163ZM184 96V95H183ZM192 96H194V95H192ZM4 97V96H3ZM156 97V96H155ZM159 97V96H158ZM167 97V96H166ZM165 97V98H166ZM178 97V96H177ZM180 97V96H179ZM217 97H218V95H217ZM245 97V96H244ZM8 98V97H7ZM8 98V99H9ZM13 98V97H12ZM42 98V97H41ZM83 98H84V96H83ZM97 98V97H96ZM101 98H103V99H101ZM141 98V97H140ZM162 98V97H161ZM212 98V97H211ZM234 98V97H233ZM241 98V97H240ZM243 98V97H242ZM241 98V99H242ZM261 98V97H260ZM88 99H90L89 97H87V101H89ZM92 99V98H91ZM121 99V100H120ZM152 99V98H151ZM156 99V98H155ZM163 99V98H162ZM182 99V98H181ZM186 99V98H185ZM200 99V98H199ZM240 99V100H241ZM5 101L7 100V99H4ZM37 100V101H36ZM44 100V99H43ZM93 100V99H92ZM97 100V99H96ZM154 100V99H153ZM158 100V99H157ZM179 100V99H178ZM213 100H216V99H213ZM239 100V99H238ZM237 100V101H238ZM243 100V99H242ZM10 101V100H9ZM9 101H7V103L9 102ZM83 101H84V99H83ZM161 101V100H160ZM181 101V100H180ZM206 101V100H205ZM208 101V100H207ZM232 101V100H231ZM49 102V101H48ZM100 102V101H99ZM122 102H120L119 103V105H121V104H123ZM126 102V104L128 105V103ZM164 102V101H163ZM203 102V101H202ZM10 103V102H9ZM16 103V105H17V102H15ZM45 103V102H44ZM47 103V102H46ZM85 103V102H84ZM90 103H93L92 101L90 102ZM95 103V102H94ZM93 103V104H94ZM130 103V104H131ZM142 103V102H141ZM162 103V102H161ZM186 103H187V101H186ZM230 103V102H229ZM231 103H233V102H231ZM0 104H2L1 103V101H0ZM14 104V103H13ZM126 104H124V106L123 105H121V107H120V109H118L119 110V113H125V115H126V112H127V109H131V108H133V107H126L127 109H125V108H123V107H125V105ZM158 104V103H157ZM237 104V103H236ZM6 105V104H5ZM48 105V106H47ZM92 105V104H91ZM161 105V104H160ZM159 105V106H160ZM163 105V104H162ZM180 105V104H179ZM192 105V104H191ZM190 105V106H191ZM202 105H204V104H202ZM212 105H214V103H212ZM226 105V104H225ZM228 105V104H227ZM233 105V104H232ZM14 106V105H13ZM52 106V105H51ZM79 106V105H78ZM130 106V105H129ZM155 106V105H154ZM171 106V105H170ZM169 106V107H170ZM173 106H174V104H173ZM182 106V105H181ZM81 107V106H80ZM97 107H98V105H97ZM147 107V106H146ZM167 107V106H166ZM195 107V106H194ZM217 107V106H216ZM99 108V107H98ZM118 108V107H117ZM117 108H114V109H117ZM139 108V107H138ZM137 108V109H138ZM187 108V107H186ZM207 108V107H206ZM134 109V108H133ZM137 109H135V110H137ZM146 109H148V108H146ZM192 109V108H191ZM195 109V108H194ZM193 109V110H194ZM202 109H204V108H202ZM217 109V108H216ZM215 109V110H216ZM20 110V109H19ZM99 110V109H98ZM102 110V109H101ZM128 110V111H129ZM132 110V109H131ZM134 110V111H135ZM151 110V109H150ZM201 110V109H200ZM211 110V109H210ZM218 110V109H217ZM233 110V109H232ZM17 111V110H16ZM24 111V110H23ZM103 111V110H102ZM133 111V110H132ZM139 111V110H138ZM138 111H136V112H138ZM162 111V110H161ZM169 111V110H168ZM195 112H196V110H194ZM255 111V110H254ZM107 112V111H106ZM174 112V111H173ZM209 112V111H208ZM12 113V112H11ZM25 113V112H24ZM80 113H81V115H80ZM83 113V114H82ZM95 114L96 113H99V112H94ZM101 113V112H100ZM181 113V112H180ZM185 113V112H184ZM194 113V112H193ZM236 113V112H235ZM17 114V113H16ZM15 114V115H16ZM23 114V113H22ZM27 114V113H26ZM29 114V115H30ZM84 114H85V117H86V114L87 115H89V120L84 124L83 123V121L81 120L83 117H84ZM94 114V115H95ZM103 114V113H102ZM104 114H105V112H104ZM103 114V115H104ZM107 114V113H106ZM121 114H118L119 116H122ZM133 115V112L132 113H128L127 115ZM134 114H136V113H134ZM160 114V113H159ZM159 114H157V117H158V115ZM167 114V113H166ZM172 114H174L175 115V113H172ZM198 114V113H197ZM238 114V113H237ZM262 114V113H261ZM83 115V117L82 118H80L81 116ZM98 115V114H97ZM125 115H123V117H126ZM150 116H151V118L153 119L155 116H154V114H153V116L154 117H152V114H149ZM156 115V114H155ZM162 115V114H161ZM170 115V114H169ZM178 115V114H177ZM176 115V116H177ZM188 115V114H187ZM192 115V114H191ZM211 115V114H210ZM214 115H216V114H214ZM263 115V114H262ZM102 116V115H101ZM110 116V115H109ZM115 116V115H114ZM133 116H135V115H133ZM136 116H139V117H141V116H143V114L141 113V112H138V114L136 115ZM149 116V117H150ZM166 116H168V115H166ZM179 116V115H178ZM177 116V117H178ZM217 116V115H216ZM12 117H14V116H12ZM18 117V116H17ZM83 118V119H85V121H86V118H88V117H86V118ZM103 117V116H102ZM112 117V116H111ZM117 117V116H116ZM191 117V116H190ZM189 117V118H190ZM200 117V116H199ZM206 117V116H205ZM19 118V117H18ZM96 118H97V116H96ZM99 118V117H98ZM97 118V119H98ZM105 118V117H104ZM107 118H108V115H107ZM119 118V117H118ZM118 118H116V119H118ZM166 118V117H165ZM176 118V117H175ZM183 118V117H182ZM184 118H186V117H184ZM183 118V119H184ZM192 118V117H191ZM216 118V117H215ZM251 118V117H250ZM77 119V120H78ZM92 119H91V121H92ZM122 119V118H121ZM126 119H127V117H126ZM148 119V118H147ZM160 119V118H159ZM217 119H218V117H217ZM16 120V119H15ZM94 121L93 122H95V118L93 119ZM100 120H102V118L100 119ZM112 120V119H111ZM119 120V119H118ZM129 120V119H128ZM177 120V119H176ZM175 120V121H176ZM237 120H238V118H237ZM84 121V122H85ZM107 121V120H106ZM114 121V120H113ZM124 121V120H123ZM126 121V120H125ZM164 121V120H163ZM162 121V122H163ZM167 121V123H172L174 120L172 119H170L169 120V122H168V120H166ZM179 121V120H178ZM191 121V120H190ZM209 121V120H208ZM207 121V122H208ZM211 121V120H210ZM209 121V122H210ZM264 121V120H263ZM9 122V123H8ZM69 123H70V121H68ZM72 122H74V120L72 121ZM79 122H76V123H78V125L77 126H74V127H71V129L72 130H70L69 132V134L68 135H66V146L64 147V150L62 151V152H64L63 154H64V157H62V160H64V162H65V164H67L68 166H67V168L65 169V170H62V169H60L61 171H59V172H64V171H68V172H71L70 171V169H72L71 168V166L74 164H77L78 162H79V158H80V153L82 152L81 151V149L83 148V145L85 146V142L87 141V140H89V137H91L92 135H95V134H97V136L99 137H97V136H92V137H94L95 139H96V137L99 139V142L97 143L98 145L96 146V144H95V147L94 146H91L92 148H90L89 150H88V152L87 151H85V149H84V151L85 152H87L86 154V156H88V158L89 157H98V155H99V153L101 154V156L100 157H103L104 155H103V153H104V151L106 150V148H107V146H109L111 143H112V140H113V137L115 136V135H112V133H110L107 129H106V125H108V124H106V122L105 121H103V122H105V129H100V130H97V128L99 127V124L100 125H102L101 123H100V121H99V124H98V126H97V128H96V131H94L95 130V128H92L91 127V129H92V131H88V132H85L84 131V129H83V131H82V129H80V128H78V127H83L84 128V126H79V124L80 125H82L81 123H79ZM96 122H98L97 120H96ZM109 122V121H108ZM117 122V121H116ZM136 122V121H135ZM180 122V121H179ZM193 122V121H192ZM206 122V121H205ZM206 122V123H207ZM218 122V121H217ZM216 122V123H217ZM238 122V121H237ZM253 122V121H252ZM12 123V124H11ZM76 123H73V125L74 124H76ZM92 123V122H91ZM114 123V122H113ZM153 123V122H152ZM160 123V122H159ZM166 123V122H165ZM181 123V122H180ZM205 123V124H206ZM260 123V122H259ZM94 124V123H93ZM110 124V123H109ZM121 124V121H120V123H119V125ZM148 124H149V122H148ZM155 124V123H154ZM186 124V123H185ZM242 124V123H241ZM261 124V123H260ZM69 125V124H68ZM88 125V124H87ZM90 125H92V124H90ZM145 126H148V125H146V124H144ZM143 125V126H144ZM151 125V124H150ZM183 124H181V126H182ZM67 126V125H66ZM69 126H71V124L69 125ZM68 126V127H69ZM89 126V125H88ZM109 126V125H108ZM152 126V125H151ZM151 126H149V127H147V128H145V130H142V132L140 133L141 135H139L140 137L142 136V138H144L145 140H150V139H152L153 137H156V135H155V133L159 130V129H157L156 128V126L155 127H152L151 128ZM163 126V125H162ZM161 126V127H162ZM173 126V125H172ZM181 126H180V128L179 129H181ZM202 126V125H201ZM205 126V125H204ZM203 126V127H204ZM240 126V125H239ZM238 126V127H239ZM4 127H7V128H4ZM64 127V126H63ZM63 127H61L62 129H63ZM116 127V126H115ZM119 127V126H118ZM4 128V129H3ZM57 128V127H56ZM70 128V127H69ZM102 128V127H101ZM143 128V127H142ZM192 128H194V127H192ZM240 128V127H239ZM47 129V128H46ZM46 129H45V131L43 132V133H45L46 132ZM51 129V128H50ZM85 129H87L86 127H85ZM116 129H117V127H116ZM121 129V128H120ZM119 129V130H120ZM140 129V128H139ZM164 128H162V130H163ZM196 129V128H195ZM237 129V128H236ZM235 129V130H236ZM4 130H6L7 131V133L5 132V135L2 133V132H4ZM23 131L24 130V132L23 133H25V134H22V133H20V131ZM127 130V129H126ZM138 130V129H137ZM162 130H161V132H162ZM164 130H166V129H164ZM164 130H163V132H164ZM186 130H188V129H186ZM238 130V129H237ZM35 131V132H36ZM37 131V133H39ZM63 131H64V129H63ZM62 131V132H63ZM66 131H68L67 129H65V134L66 133H68V132H66ZM166 131H168V130H166ZM179 131V130H178ZM193 131V130H192ZM195 131V130H194ZM217 131V130H216ZM21 134H19V133ZM98 132V133H97ZM116 132V131H115ZM120 132V131H119ZM118 132V133H119ZM126 132V131H125ZM158 132H160V131H158ZM175 132V131H174ZM183 132V131H182ZM202 132V131H201ZM205 132V131H204ZM42 132H40L39 134H41ZM41 134V136H43L44 134ZM117 133V132H116ZM115 133V134H116ZM131 133V132H130ZM169 133V132H168ZM191 133V132H190ZM211 133H213V132H211ZM235 133V132H234ZM34 134V133H33ZM46 134H48V133H46ZM45 134V135H46ZM62 134V133H61ZM120 135H124L123 133H119ZM157 134V133H156ZM159 134V133H158ZM172 134H173V132H172ZM176 134V133H175ZM175 134H173V135H175ZM182 134V133H181ZM189 134V133H188ZM187 134V135H188ZM197 134V133H196ZM199 134V133H198ZM208 134V133H207ZM2 135H4V136H2ZM117 135V134H116ZM119 135V136H120ZM126 135V134H125ZM124 135V136H125ZM127 135H128V133H127ZM168 135V134H167ZM191 135H193V134H191ZM195 135V134H194ZM37 136H38V134H37ZM41 136H40V138H41ZM119 136H117V137H119ZM123 136V137H124ZM162 136V135H161ZM59 137V136H58ZM92 137H91V139H92ZM116 137V136H115ZM114 137V138H115ZM121 137V136H120ZM122 137V139H124V141L125 140H127L128 138L126 137V139L125 138H123ZM132 137V136H131ZM164 137V136H163ZM168 137H170V134L168 135ZM173 138H174V136H172ZM172 137H170L171 139H172ZM180 137V136H179ZM194 137V136H193ZM195 137H197V136H195ZM235 137V136H234ZM182 138V137H181ZM216 138V137H215ZM230 138H231V136H230ZM243 138V137H242ZM43 139H45L44 137H43ZM42 139V140H43ZM51 139V138H50ZM53 139V138H52ZM59 139V138H58ZM64 139V138H63ZM129 139H130V137H129ZM129 139H128V141H129ZM133 139V138H132ZM154 139V138H153ZM157 139V138H156ZM178 139V138H177ZM192 139H194V138H192ZM198 139V138H197ZM196 139V140H197ZM222 139V138H221ZM249 139V138H248ZM200 140V139H199ZM204 140V139H203ZM220 140V139H219ZM218 140V141H219ZM60 141V140H59ZM118 141V140H117ZM140 141V140H139ZM151 141V140H150ZM165 141V140H164ZM198 141V140H197ZM13 142V144H11ZM49 142V141H48ZM90 142V141H89ZM93 142V141H92ZM114 142V141H113ZM119 142V141H118ZM121 142V141H120ZM127 142V141H126ZM133 142V141H132ZM135 142V141H134ZM149 142V141H148ZM167 142H169V141H167ZM191 142H192V140H191ZM190 142V143H191ZM194 142H196V141H194ZM201 142V141H200ZM246 142V141H245ZM254 142V141H253ZM15 143V144H14ZM39 143V142H38ZM64 143V142H63ZM151 143V142H150ZM198 143V142H197ZM204 143V142H203ZM221 143V142H220ZM119 144H122V143H119ZM141 144H142V141H141ZM154 144V143H153ZM198 144H200V143H198ZM248 144V143H247ZM39 145V144H38ZM47 145V144H46ZM152 145V144H151ZM230 145V144H229ZM255 145V144H254ZM123 146V145H122ZM125 146V145H124ZM128 146V145H127ZM147 146V145H146ZM149 146V145H148ZM188 146V145H187ZM217 146V145H216ZM244 146V145H243ZM249 146V145H248ZM40 147H41V145H40ZM126 147V146H125ZM124 147V148H125ZM142 147V146H141ZM177 147V146H176ZM221 147V146H220ZM219 147V148H220ZM223 147V146H222ZM43 148V147H42ZM144 148V147H143ZM147 148V147H146ZM231 147H229V149H230ZM55 149H57V148H55ZM179 149V148H178ZM188 149V148H187ZM192 149V148H191ZM215 149V148H214ZM228 149V150H229ZM259 149V148H258ZM61 150V149H60ZM83 150V149H82ZM107 150H108V148H107ZM119 150V149H118ZM128 150V149H127ZM131 150V149H130ZM137 150V149H136ZM163 150V149H162ZM196 150V149H195ZM263 150V149H262ZM31 151V152H30ZM38 151H40V150H38ZM102 151H103V153H102ZM158 151H160V149L158 150ZM167 151V150H166ZM173 150H171V152H172ZM183 151H184V149H183ZM185 151H186V148H185ZM218 151V150H217ZM30 152V153H29ZM37 152V151H36ZM60 152V151H59ZM84 152V153H85ZM107 152V151H106ZM144 152V151H143ZM142 152V153H143ZM149 152V151H148ZM181 152V151H180ZM195 152V151H194ZM228 152V151H227ZM233 152V151H232ZM29 153V154H28ZM61 153V152H60ZM110 153V152H109ZM108 153V154H109ZM129 153V152H128ZM145 153V152H144ZM166 153V152H165ZM168 153H170V152H168ZM173 153V152H172ZM214 153H216V151L214 152ZM224 153V152H223ZM226 153V152H225ZM234 153V152H233ZM243 153V152H242ZM25 154V155H24ZM31 154V155H32ZM39 154V153H38ZM113 154V153H112ZM139 154V153H138ZM137 154V155H138ZM164 154V153H163ZM181 154V153H180ZM193 154V153H192ZM210 154V153H209ZM227 154H229V152L227 153ZM227 154H224V157H225V155H227ZM37 155V154H36ZM85 155V154H84ZM97 155V156H96ZM103 155V156H102ZM140 156L142 155V154H139ZM154 155H155V152H154ZM165 155V154H164ZM163 155V156H164ZM170 155H172V154H170ZM190 155V154H189ZM211 155V154H210ZM235 155V154H234ZM33 156V155H32ZM60 156H61V154H60ZM81 156H82V154H81ZM109 156V155H108ZM135 156V155H134ZM199 156V155H198ZM218 156V155H217ZM52 157V156H51ZM57 157V156H56ZM114 157V156H113ZM153 157H155V156H153ZM159 157H161V156H159ZM177 157V156H176ZM179 157V156H178ZM216 157V156H215ZM220 157V156H219ZM239 157V156H238ZM46 158V157H45ZM59 159H60V157H58ZM106 158H107V156H106ZM138 158H140L139 156H138ZM149 158V157H148ZM158 158V157H157ZM199 158V157H198ZM227 158V157H226ZM19 159V158H18ZM23 159H25V158H23ZM47 159V158H46ZM152 159V158H151ZM162 159V158H161ZM171 159V158H170ZM196 159V158H195ZM194 159V160H195ZM248 159V158H247ZM246 159V160H247ZM43 160V159H42ZM54 161H56L55 159H53ZM89 160H90V158H89ZM92 160V159H91ZM97 160V159H96ZM102 160V159H101ZM106 160V159H105ZM119 160V159H118ZM133 160V159H132ZM145 160H147L146 158H145ZM162 160H164V159H162ZM232 160V159H231ZM243 160V159H242ZM23 161H25V160H23ZM30 161V160H29ZM100 161V160H99ZM135 161V160H134ZM177 161V160H176ZM241 161V160H240ZM48 162V161H47ZM50 162V161H49ZM103 162V161H102ZM115 162V161H114ZM123 162V161H122ZM136 162V161H135ZM138 162H140V161H138ZM187 162H188V160H187ZM249 162V161H248ZM27 163H29V162H27ZM46 163V162H45ZM51 163V162H50ZM49 163V164H50ZM58 163H60L61 165L60 166H62L63 165V162L61 163V161L60 162H58ZM111 163V162H110ZM143 163H144V161H143ZM154 163V162H153ZM178 163V162H177ZM205 163V162H204ZM224 163H225V161H224ZM229 163V162H228ZM19 164V163H18ZM21 164V163H20ZM40 164V163H39ZM53 164V163H52ZM64 164V165H65ZM80 164H81V162H80ZM86 164V163H85ZM94 164V163H93ZM118 164V163H117ZM157 164H159L158 163V161H157ZM164 164V163H163ZM221 164V163H220ZM226 164V163H225ZM235 164V163H234ZM47 165H48V163H47ZM47 165H45V166H47ZM55 165V164H54ZM78 165H79V163H78ZM122 165V164H121ZM126 165V164H125ZM149 165L151 166V164L149 163ZM148 164H147V166L145 165V166H143V165H141V164H139L138 165V169L139 170H141L142 172L144 171H146L148 168L150 169L151 167H148L149 166ZM189 165V164H188ZM188 165H184L185 167L187 166L188 167ZM203 165V164H202ZM201 165V166H202ZM57 166V165H56ZM60 166H58L59 168H60ZM153 166H155V165H153ZM194 166V165H193ZM198 166V165H197ZM237 166V165H236ZM241 166V165H240ZM39 167H41V166H36V167H34V169L32 170L31 168H30V170H32L31 172H30V174H29V172H28V174L26 175V176H29L30 177V179L31 180H33L34 182H35V184H36V186H34L33 185V188H30L31 190H33V191H31V190H29V191H27V192H29L28 193V196H29V194L32 192V194H33V196L35 197V198H37V199H40L41 201H44V202H42V204L40 203V201L39 200H37V201H39V203H36V205L34 206V203H33V206H34V208H31L32 210L30 211V209L28 210L29 212L26 214L29 218H31V217H33L32 219H35L37 216H39V215H41V213L43 212V210L44 211H46V212H48V210H46V209H49V211L51 210V209H54V207L56 206H54L53 207V204L51 205L50 204V202H47V200L50 198V196L49 195H47L49 192H48V189H49V187L50 186H52V185H54V186H56V188L58 189V187L60 186L59 184H61V182L62 181H60L59 179H61V178H59V176H61V175H64V174H59V176L58 177H54V175L53 174H50V176H49V174H48V178L46 179L47 181L46 182H48V183H50V184H48V183H46V184H40V185H43V186H40L39 185V183H38V180L41 178V173H42V170L44 169V167H43V169L41 170V169H39ZM57 167V168H58ZM64 168H65V166H63ZM62 167V168H63ZM135 167V166H134ZM164 167V166H163ZM172 167H173V165H172ZM171 167V168H172ZM177 167H178V165H177ZM190 167V166H189ZM192 167V166H191ZM221 167H222V165H221ZM25 168V167H24ZM23 168V169H24ZM63 168V169H64ZM97 168V167H96ZM120 168V167H119ZM136 168V169H137ZM201 168V167H200ZM45 169H48V168H45ZM77 169H80L79 168V166H78V168ZM113 169V168H112ZM115 169V168H114ZM113 169V170H114ZM118 168H116L115 170H117ZM167 169V168H166ZM172 169H174V168H172ZM240 169V168H239ZM180 169H178V171H179ZM191 170V169H190ZM198 170V169H197ZM206 170V169H205ZM222 170V169H221ZM46 171V170H45ZM77 171H79V170H77ZM88 171H90V170H88ZM88 171H86L87 173H89ZM118 172H119V170H117ZM152 171V170H151ZM232 171V170H231ZM235 171H237V169L235 170ZM235 171H234V173H235ZM47 172V171H46ZM80 172V171H79ZM121 172H122V170H121ZM121 172H119V174L118 175H120V173ZM126 172V171H125ZM135 172V171H134ZM137 172V171H136ZM135 172V173H136ZM148 172H149V170H148ZM147 171H146V173H148ZM157 172H158V170H157ZM167 172V171H166ZM171 172V171H170ZM170 172H168V173H170ZM173 172V171H172ZM242 172V171H241ZM245 172V171H244ZM53 173H55V172H53ZM66 173V172H65ZM82 173H84V172H82ZM94 173V172H93ZM150 173V172H149ZM152 173H154V172H152ZM177 173V172H176ZM180 173V172H179ZM212 173H214V172H212ZM228 173V172H227ZM231 173V172H230ZM233 173V172H232ZM233 173V174H234ZM43 174V173H42ZM46 173L44 172V175H45ZM72 174V173H71ZM140 174V173H139ZM155 174H156V172H155ZM187 174V173H186ZM202 174V173H201ZM207 174H210V173H207ZM51 175H53L52 177H51ZM58 175V174H57ZM67 175V174H66ZM70 175V174H69ZM84 175V174H83ZM116 175V174H115ZM121 175H123V173L121 174ZM169 175V174H168ZM168 175L167 176H165V177H168ZM174 175V174H173ZM173 175H171V176H173ZM179 175V174H178ZM197 175V174H196ZM257 175V174H256ZM19 176V177H18ZM109 176V175H108ZM142 176V175H141ZM153 176V175H152ZM155 176H158L157 174L155 175ZM170 175H169V177H171ZM242 176V175H241ZM43 177H45V176H43ZM79 177V176H78ZM135 177V176H134ZM163 177V176H162ZM161 177V178H162ZM198 177H199V175H198ZM205 177V176H204ZM231 177V176H230ZM238 177H239V175H238ZM249 177V176H248ZM18 178V179H17ZM106 178V177H105ZM113 178V177H112ZM118 178V177H117ZM119 178L121 179L122 177H120L119 176ZM144 178V177H143ZM151 178V177H150ZM212 178V177H211ZM234 178V177H233ZM26 179H27V177H26ZM25 179V180H26ZM67 178H65V180H66ZM99 179V178H98ZM107 179V178H106ZM109 179V178H108ZM119 179V180H120ZM136 179V178H135ZM142 179V178H141ZM148 179V178H147ZM172 179V178H171ZM171 179H169V180H171ZM175 179V178H174ZM189 179V178H188ZM204 179V178H203ZM215 179V178H214ZM243 179V178H242ZM246 179V178H245ZM23 181H24V178L22 179ZM27 180H29V178L27 179ZM61 180H63V179H61ZM67 180H69V179H67ZM67 180H66V182H67ZM82 180V179H81ZM86 180V179H85ZM84 180V181H85ZM97 180V176L95 175V176H93L92 174H89V176L87 175V181L88 182H90V183H93L94 181H96ZM129 180V179H128ZM138 180H139V178H138ZM136 181V183H133V184H135L133 187H131V188H129V189H127L126 191V194H127V197H129L130 199H132L131 201H134L133 203H137V201L140 199V198H142V195L144 194H142V192H144L145 191V189L147 188V186L149 187V184L147 183V181L145 182V181H143V180H140V181ZM146 180V179H145ZM149 180H151V179H149ZM159 180V179H158ZM180 180H181V178H180ZM184 180V179H183ZM190 180H191V178H190ZM216 180V179H215ZM231 180H234V179H231ZM252 180H253V178H252ZM41 181H44V180H40V183H41ZM60 181V183L59 184H56L57 182H59ZM109 181V180H108ZM178 181V180H177ZM195 181V180H194ZM201 181V180H200ZM217 181V180H216ZM34 182H31L32 184L34 183ZM98 183H99V181H97ZM121 182V181H120ZM126 182V181H125ZM130 182V181H129ZM159 182V181H158ZM161 182V181H160ZM185 182H187V181H185ZM196 182V181H195ZM213 182V181H212ZM215 182V181H214ZM248 182V181H247ZM89 183V184H90ZM104 183V182H103ZM172 183V182H171ZM182 183V182H181ZM208 183V182H207ZM222 183V182H221ZM242 183V182H241ZM246 183V182H245ZM250 183V182H249ZM56 184V185H55ZM100 185H101V183H99ZM107 184V183H106ZM109 184V183H108ZM112 184V183H111ZM165 184H168V183H165ZM184 184V183H183ZM215 184H217L216 182H215ZM214 184V185H215ZM246 184H248V183H246ZM28 185V184H27ZM27 185H25V186H27ZM58 185V186H57ZM94 185H96V184H94ZM114 184H112V186H113ZM207 184H205V186H206ZM221 185V184H220ZM239 185V184H238ZM21 186V187H20ZM24 186V189L26 188ZM43 187V190L40 188V187ZM104 186H105V184L104 185H102V199H103V196H107L109 193V191H111L112 192V190H110L109 189V187H107L106 186V188H104ZM110 186V185H109ZM112 186L110 187L111 189H112ZM114 186H118V184L116 185H114ZM119 186H120V184H119ZM128 186V185H127ZM151 186V185H150ZM168 186V185H167ZM170 186H172V185H170ZM191 186V185H190ZM197 186V185H196ZM199 186V185H198ZM201 186V185H200ZM208 187H209V184L207 185ZM212 186V185H211ZM211 186H210V188H211ZM216 186V185H215ZM32 187V186H31ZM63 187V186H62ZM101 187V186H100ZM99 187V188H100ZM123 187V186H122ZM125 187V186H124ZM153 187V186H152ZM159 187V186H158ZM173 187V186H172ZM202 187H203V185H202ZM207 187V188H208ZM237 187V186H236ZM244 187H245V185H244ZM29 188V187H28ZM52 188V187H51ZM50 188V189H51ZM54 188V187H53ZM60 188H61V186H60ZM103 188H104V193H103ZM114 188V187H113ZM164 188V187H163ZM169 188V187H168ZM174 188V187H173ZM198 188V187H197ZM215 188V187H214ZM56 189V190H57ZM63 189H65V187L64 188H62V190ZM106 189H109V191L107 192L106 191ZM116 189V187L114 188V190ZM148 189V188H147ZM146 189V190H147ZM162 189V188H161ZM190 189V188H189ZM193 189V188H192ZM203 189V188H202ZM205 189V188H204ZM223 189V188H222ZM20 190V191H21ZM53 190V189H52ZM149 190V189H148ZM158 189H156V191H157ZM182 190V189H181ZM210 190V189H209ZM232 190V189H231ZM230 190V191H231ZM240 190V189H239ZM31 191V192H30ZM47 192V193H44V192ZM61 191V190H60ZM65 191V190H64ZM98 191V190H97ZM174 191V190H173ZM179 191H180V189H179ZM187 191V190H186ZM206 191V190H205ZM245 191V190H244ZM57 192V191H56ZM181 192V191H180ZM195 192H197V191H195ZM229 192V191H228ZM234 192V191H233ZM248 192V191H247ZM263 192V191H262ZM116 193V192H115ZM124 193V192H123ZM148 193V192H147ZM146 193V194H147ZM150 193V192H149ZM163 193V192H162ZM174 193H176V192H174ZM197 193H199V192H197ZM215 193V192H214ZM230 194H231V192H229ZM246 193V192H245ZM250 193V192H249ZM51 194H52V191H51ZM50 194V195H51ZM125 194V193H124ZM218 194V193H217ZM44 195L46 196V197H44ZM66 195V194H65ZM95 195V194H94ZM119 195V194H118ZM198 195V194H197ZM209 195V194H208ZM239 195H240V193H239ZM31 197H32V195H30ZM81 196V195H80ZM98 196V195H97ZM111 195H109V197H110ZM116 195H114V197H115ZM180 195H178V197H179ZM199 196H202V195H199ZM210 196H212V195H210ZM261 196V195H260ZM65 197V196H64ZM94 197H96V196H94ZM100 197V196H99ZM100 197V198H101ZM122 197H123V195H122ZM124 197H125V195H124ZM126 197V198H127ZM247 197V196H246ZM54 198V197H53ZM66 199H67V203L68 204H66V205H68L69 206V214H67V216L65 217V218H60L59 216L61 215V213L58 215V214H56L55 212H52V213H54V215H53V217L49 220V225H51V226H49V227H47V226H45V224H44V226H45V230L44 231H42V232H44V234H45V236L44 237H46L47 238V234H50L49 232H50V230H51V228H54L55 229V226H56V228L60 225L59 223H62L63 225L64 224H72L71 226H69V225H67L66 227H72L73 225H74V227H76L75 225H79V227L80 226H82V228H83V226L85 225V224H88L89 225V222H88V218H87V216H86V213H85V211H84V209H83V206H84V204H85V201H82V200H80L81 198H82V196H81V198L79 199V198H77V196H76V194L75 193H73V192H70V193H68L67 194V196L65 197ZM105 198V197H104ZM112 198V197H111ZM125 198V199H126ZM147 198V197H146ZM180 198V197H179ZM206 198V197H205ZM209 198V197H208ZM216 198V197H215ZM237 198V197H236ZM240 198V197H239ZM261 198V197H260ZM21 199V198H20ZM28 199V198H27ZM83 199V198H82ZM106 200L108 199V198H105ZM120 199V198H119ZM138 199V200H137ZM153 199V198H152ZM162 199V198H161ZM172 199H173V197H172ZM33 202H34V199H31ZM50 200V199H49ZM51 200H53V199H51ZM57 200V199H56ZM104 200V199H103ZM110 200V199H109ZM124 200V199H123ZM135 200H137L136 202H135ZM165 200V199H164ZM163 200V201H164ZM181 200V199H180ZM185 200V199H184ZM25 201V200H24ZM32 201H30V202H32ZM37 201H35V202H37ZM53 201H55V200H53ZM120 201V200H119ZM172 201H174V200H172ZM188 201V200H187ZM208 201V200H207ZM212 201V200H211ZM232 201V200H231ZM247 201V200H246ZM30 202H28V203H30ZM52 202V201H51ZM66 202V201H65ZM90 202H92V201H90ZM123 202V201H122ZM126 202V204H127V202H130V201H125ZM138 202H141V200H139ZM164 202H166V201H164ZM223 202V201H222ZM260 202V201H259ZM24 203V202H23ZM112 203H113V201H112ZM132 203V204H133ZM143 203V202H142ZM144 203H145V201H144ZM161 203V202H160ZM167 203V202H166ZM217 203V202H216ZM224 203V202H223ZM222 203V204H223ZM229 203V202H228ZM32 203H30L29 205H31ZM48 204H49V206H48ZM55 204V203H54ZM92 204H94V203H92ZM131 204V203H130ZM130 204H127V205H130ZM135 204H133V205H131L130 207L128 206V210H126V208L125 207H127V206H125V207H121L120 209H122L121 211V214H114L115 216V218L114 217H112V218H114L115 220H116V223H118V222H124V220L126 219H128V218H136V219H138V221H144V220H148L147 218L149 217L146 213H143V212H141V210L139 211H137L136 209V206H135V209H134V205ZM139 204V203H138ZM146 204H148V202H146ZM151 204V203H150ZM181 204V203H180ZM205 204V203H204ZM212 204V203H211ZM230 204V203H229ZM238 204V203H237ZM236 204V205H237ZM2 205H0L1 207H2ZM28 205V204H27ZM28 205V206H29ZM37 205H40V206H37ZM161 205H163V204H161ZM165 205V204H164ZM163 205V206H164ZM173 205H175V204H173ZM177 205V204H176ZM185 205V204H184ZM189 205V204H188ZM194 205V204H193ZM213 205V204H212ZM226 205V204H225ZM239 205H240V203H239ZM242 205V204H241ZM250 205V204H249ZM27 206V207H28ZM37 206V207H36ZM89 206V205H88ZM87 206V207H88ZM117 206V205H116ZM140 206V205H139ZM245 206V205H244ZM243 206V207H244ZM29 207H32V205L31 206H29ZM159 207V206H158ZM171 207V206H170ZM176 207V206H175ZM189 207V206H188ZM208 207V209H209V206H207ZM218 207V206H217ZM242 207V206H241ZM84 208H86V207H84ZM94 208V207H93ZM141 208H143V206H141ZM157 208V207H156ZM160 208V207H159ZM163 208V207H162ZM185 208H187V206L186 207H184L183 209H185ZM199 208V207H198ZM212 208H214V206L212 207ZM216 208V207H215ZM214 208V209H215ZM57 209V208H56ZM124 209L126 210V211H124ZM153 209H155V208H153ZM176 209V208H175ZM179 209H181V208H179ZM203 209V208H202ZM201 209V210H202ZM247 209V208H246ZM55 210V209H54ZM59 210V209H58ZM64 210V209H63ZM95 210V209H94ZM93 210V211H94ZM114 210V209H113ZM112 210V211H113ZM119 210V209H118ZM145 210V209H144ZM152 210V209H151ZM159 210V209H158ZM158 210H156V211H158ZM189 210V209H188ZM4 211V210H3ZM60 211V210H59ZM64 211H66V209L64 210ZM92 211V210H91ZM90 211V212H91ZM98 211V210H97ZM143 211V210H142ZM146 211V210H145ZM144 211V212H145ZM160 211V210H159ZM163 211V210H162ZM164 211H165V209H164ZM174 211V210H173ZM177 211V210H176ZM231 211H233V210H231ZM245 211V210H244ZM243 211V212H244ZM251 211V210H250ZM8 212V211H7ZM24 212V211H23ZM62 212V211H61ZM88 212V211H87ZM102 212V211H101ZM116 212H117V209H116ZM151 212V211H150ZM180 212H181V210H180ZM184 212V211H183ZM189 212V211H188ZM246 212V211H245ZM262 212V211H261ZM16 213V212H15ZM97 213H99V211L97 212ZM115 213V212H114ZM154 213V212H153ZM157 213V214H156ZM160 214H161V212H159ZM158 212H155L154 214H152V212L151 213H149V215L151 216L152 215V219H156L157 218V216H159L160 214H159ZM165 213V212H164ZM185 213L186 212H184V215H185ZM199 213V212H198ZM203 213V212H202ZM236 213V212H235ZM18 214H19V212H18ZM45 213H43V215H44ZM51 214V213H50ZM64 214V213H63ZM89 213H87V215H88ZM100 214V213H99ZM159 214V215H158ZM163 214V213H162ZM161 214V215H162ZM174 214H176V213H174ZM180 214V213H179ZM11 215H13V214H11ZM19 215H21V214H19ZM37 215V216H36ZM48 215V213L47 214H45L44 215V217L45 216H47ZM65 215H66V213H65ZM94 215H95V212H94ZM97 215V214H96ZM160 215V216H161ZM165 216H166V214H164ZM169 215V214H168ZM177 215V214H176ZM181 215V214H180ZM183 215V214H182ZM183 215V216H184ZM233 215V214H232ZM236 215V214H235ZM238 215V214H237ZM1 216V215H0ZM104 216H106V215H104ZM146 216H148V217H146ZM186 216V215H185ZM202 214H201V218H202ZM212 216V215H211ZM221 216V215H220ZM223 216V215H222ZM226 216V215H225ZM243 216V215H242ZM19 217V216H18ZM18 217H16V218H18ZM21 217H25L24 216V213H23V216H20V219L18 220H15V224L17 223L18 225H20V227L21 228H23V226H25L24 225V223H26V222H29V221H27V220H25L24 218H23V221H26V222H24L23 223V226H22V219H21ZM27 217V218H28ZM39 217H41V216H39ZM43 217V216H42ZM91 217H93V216H91L90 215V218ZM99 217V216H98ZM108 217V216H107ZM106 217V218H107ZM169 217V216H168ZM173 217V216H172ZM176 216H174L173 218H175ZM178 217V216H177ZM198 217V216H197ZM205 217H207V216H205ZM212 217H214V216H212ZM229 217V216H228ZM235 217V216H234ZM239 217V216H238ZM263 217V215L261 216V218ZM28 218V219H29ZM50 218V217H49ZM101 218V217H100ZM106 218H104V219H106ZM146 218V219H145ZM159 218H161V217H159ZM163 218H164V216H163ZM183 218V217H182ZM208 218V217H207ZM264 218V217H263ZM111 219V218H110ZM151 219V218H150ZM151 219V220H152ZM166 219V218H165ZM165 219H162V220H165ZM172 219V218H171ZM180 219V216H179V218L178 219H175V221L177 220H179ZM191 219V218H190ZM205 219V218H204ZM220 219V218H219ZM223 219V218H222ZM230 219V218H229ZM244 219V218H243ZM1 220V219H0ZM4 220V219H3ZM29 220H31V219H29ZM99 220H101V219H99ZM129 220V219H128ZM127 220V221H128ZM174 220V219H173ZM181 221H182V219H180ZM221 220V219H220ZM234 220V219H233ZM233 220H232V223H230V224H233ZM250 220V219H249ZM62 221V222H61ZM172 221V220H171ZM176 221V222H177ZM194 221V220H193ZM192 221V222H193ZM227 221H228V219H227ZM230 221V220H229ZM264 221V220H263ZM262 221V222H263ZM5 222V221H4ZM12 222V223H13ZM45 222V221H44ZM47 222H45V223H47ZM129 222V221H128ZM140 223V225L142 224H144V223ZM151 222H154V221H151ZM166 222V221H165ZM173 223H174V221H172ZM206 222V221H205ZM213 222V221H212ZM218 222V221H217ZM220 222V221H219ZM224 222V221H223ZM226 222V221H225ZM243 222V221H242ZM257 222V221H256ZM11 223V222H10ZM9 223V224H10ZM32 223V222H31ZM51 223V224H50ZM59 225H58V224ZM136 223V222H135ZM146 223V222H145ZM149 223V222H148ZM170 223V222H169ZM178 223V224H177ZM177 223H174V224H177V226L176 227H178V225H179V223H180V221H178ZM204 223V222H203ZM248 223V222H247ZM4 224H8V221H7V223L5 222ZM27 224V226H28V223H26ZM57 224V225H56ZM93 224V223H92ZM106 224V223H105ZM120 224V223H119ZM174 224H173V226H174ZM181 225H183L182 223H180ZM198 224V223H197ZM196 224V225H197ZM229 224V223H228ZM246 224V223H245ZM254 224V223H253ZM122 225V224H121ZM126 225V224H125ZM210 225V224H209ZM237 225V224H236ZM241 225V224H240ZM2 226V225H1ZM92 226V225H91ZM123 226V225H122ZM175 226H174V228H175ZM203 226V225H202ZM228 226V225H227ZM226 226V227H227ZM259 226V225H258ZM6 227V226H5ZM18 227V226H17ZM60 227V226H59ZM58 227V228H59ZM64 227V226H63ZM62 227V228H63ZM78 227V229H80ZM86 227V226H85ZM85 227H84V230H85ZM95 227V226H94ZM117 227V226H116ZM135 226H133V228H134ZM145 227V226H144ZM143 227V228H144ZM163 227V226H162ZM204 227V226H203ZM247 227V226H246ZM251 227V226H250ZM255 227V226H254ZM48 228H50V229H48ZM123 228H124V226H123ZM154 229H155V227H153ZM207 228V227H206ZM256 228H258V227H256ZM260 228V227H259ZM67 229V228H66ZM77 229V227H76V230H78ZM122 229V228H121ZM147 229V228H146ZM185 229V228H184ZM223 229V228H222ZM254 229V228H253ZM3 230H4V228H3ZM21 230V229H20ZM59 230V229H58ZM62 229H60V231H61ZM68 230V229H67ZM72 230V229H71ZM122 230H124V229H122ZM132 230V229H131ZM247 230H249V229H247ZM260 230V229H259ZM262 230V229H261ZM118 231V230H117ZM130 231V230H129ZM139 231V230H138ZM137 231V232H138ZM142 231H143V229H142ZM153 232H154V230H152ZM152 231H150V232H152ZM157 231V232H156ZM191 231V230H190ZM196 231V230H195ZM206 231V230H205ZM231 231V230H230ZM234 231V230H233ZM16 232V228L12 225V227H11V229H5V234L4 235H6L5 237H9V235H12L13 233H15ZM17 232H19L18 230H17ZM79 232V231H78ZM119 232V231H118ZM136 232V231H135ZM146 232V231H145ZM155 232H156V235L157 234H159L160 236H159V239H160V237H165L164 235H162V233L161 232H159L158 230H155ZM187 232V231H186ZM185 232V233H186ZM194 232V231H193ZM223 232H224V230H223ZM236 232V231H235ZM73 234H75L76 233V231H75V233L74 232H72ZM120 233V232H119ZM179 233H182V232H179ZM188 233V232H187ZM190 233V232H189ZM188 233V234H189ZM227 233V232H226ZM239 233V232H238ZM255 233V232H254ZM264 233V232H263ZM17 234V233H16ZM41 234V233H40ZM77 234H79V233H77ZM106 234V233H105ZM108 234V233H107ZM138 234V233H137ZM145 234V233H144ZM154 234V233H153ZM184 234V233H183ZM191 234V233H190ZM193 234V233H192ZM217 234V233H216ZM220 232H219V236H220ZM3 235V236H4ZM14 235V234H13ZM36 236H37V234H35ZM128 235H129V233H128ZM134 235V234H133ZM140 235V234H139ZM162 235V236H161ZM181 235V234H180ZM186 235V234H185ZM226 235V234H225ZM230 235V234H229ZM254 235H256V234H254ZM49 236V235H48ZM75 236H76V234H75ZM113 236V235H112ZM126 236V235H125ZM140 236H142V235H140ZM147 236H148V234H147ZM184 236V235H183ZM183 236H181V237H183ZM187 236V235H186ZM197 236V235H196ZM235 236V235H234ZM249 236V235H248ZM252 236V235H251ZM250 236V237H251ZM38 237H42L41 235H39ZM43 237V238H44ZM79 237H80V235H79ZM122 237H124V236H122ZM136 237V236H135ZM156 237V236H155ZM192 238L194 237L193 235L191 236ZM210 237V236H209ZM223 237V236H222ZM13 238V237H12ZM11 238V239H12ZM43 238H41V239H43ZM80 238H82V237H80ZM80 238H78V240H80ZM114 238V237H113ZM148 238V237H147ZM179 238V237H178ZM184 238V237H183ZM182 238V239H183ZM186 238H188V237H185V239L184 240H186ZM189 238H190V236H189ZM191 238V239H192ZM242 238V237H241ZM246 238V237H245ZM6 239V238H5ZM10 239V238H9ZM104 239V238H103ZM151 239H153V237L152 238H150V239H148V240H150L151 241ZM156 239V238H155ZM155 239H153V240H155ZM165 239V238H164ZM170 239V238H169ZM204 239V238H203ZM212 239V238H211ZM219 239V238H218ZM243 239V238H242ZM8 240V239H7ZM45 240V239H44ZM61 240V239H60ZM106 240V239H105ZM116 240V239H115ZM118 240H119V236H118ZM138 240V239H137ZM136 240V241H137ZM142 240H143V238H142ZM147 240V241H148ZM152 240V241H153ZM158 240V239H157ZM157 240H155L156 242H157ZM166 240V239H165ZM202 240V239H201ZM239 240H241L240 238H239ZM244 240V239H243ZM43 241V240H42ZM64 241V240H63ZM151 241V243L153 244V242ZM212 241V240H211ZM225 241V240H224ZM251 241V240H250ZM14 242V241H13ZM46 242V241H45ZM48 242V241H47ZM51 242V241H50ZM57 242V241H56ZM104 242V241H103ZM109 242H111V241H109ZM109 242H107V243H109ZM141 242V241H140ZM143 242V241H142ZM149 242V241H148ZM161 242L163 243L164 242V240L162 241V239H161ZM168 242H171V241H168ZM189 242H191L190 240H189ZM195 242V241H194ZM197 242V241H196ZM226 242V241H225ZM41 243V242H40ZM60 243H62V241L60 242ZM81 243H84V242H81ZM101 243V242H100ZM121 243V242H120ZM150 243V242H149ZM155 243V242H154ZM180 243V242H179ZM244 243V242H243ZM250 243V242H249ZM89 244V243H88ZM111 244V243H110ZM115 244H116V242H115ZM182 244V243H181ZM190 244V243H189ZM192 244H194L193 243V241H192ZM40 245V244H39ZM47 245V244H46ZM86 245V244H85ZM102 245V244H101ZM108 245V244H107ZM113 245V244H112ZM127 245V244H126ZM136 245H138V244H136ZM170 245V244H169ZM172 245H174V240H173V244ZM199 245H201V244H199ZM206 245V244H205ZM239 245V244H238ZM256 245V244H255ZM51 246H52V244H51ZM121 246V245H120ZM129 246V245H128ZM135 246V245H134ZM157 246V247H156ZM171 246V245H170ZM175 246V245H174ZM176 246H178V244L176 243ZM174 247V248H176L177 250H178V248H180L181 246H179V247ZM214 246V245H213ZM240 246V245H239ZM252 246V245H251ZM13 247V246H12ZM15 247V246H14ZM42 247V246H41ZM45 247H47V246H45ZM61 247V248H60ZM59 248L57 247H53L52 248V251H51V249L49 250V251H47L46 250V252L44 251V250H42L41 248V250L45 253V254H43V255H41V257H43L44 258V256H47L45 259H49L50 260V258H52V259H63V258H65L68 254L67 253H69V251H70V249H69V251L67 252V247L65 246L64 247V245H62V246H60ZM75 247V246H74ZM97 247V246H96ZM104 247V246H103ZM109 247V246H108ZM131 247V246H130ZM144 247V246H143ZM143 247H141V248H143ZM146 247V246H145ZM153 247V246H152ZM172 247V246H171ZM190 247V246H189ZM189 247H188V249H189ZM66 248V249H65ZM76 248V247H75ZM78 248V247H77ZM83 248V250L84 251H86V250H89L91 247H90V244L89 245H86V246H83V247H80V249H82ZM154 248V247H153ZM156 248V249H155ZM155 248L153 249V250H151L152 252H154V253H158L159 252V254H160V252L161 251H163V253H164V258H166V257H168L169 258V260H170V258L171 257H169V256H172V257H178V258H180V256H181V249H180V252H178V251H176V250H174V249H170L169 248V246L167 245V243H163V244H156L155 245ZM173 248V247H172ZM237 248V247H236ZM38 249V248H37ZM115 249V248H114ZM118 249V248H117ZM125 249V248H124ZM132 249V248H131ZM194 249V248H193ZM200 249V248H199ZM204 249H205V247H204ZM207 249V248H206ZM234 249V248H233ZM241 249V248H240ZM243 249V248H242ZM17 250H19V249H17ZM40 250V251H41ZM75 250V249H74ZM74 250H72V251H74ZM77 250H79V249H77ZM93 249L91 248L90 249V252L92 251ZM95 250V249H94ZM141 250V249H140ZM144 250V249H143ZM191 250H192V248H191ZM201 250H202V247H201ZM261 250V249H260ZM263 250V249H262ZM14 251V250H13ZM71 251V252H72ZM80 251V250H79ZM114 251V250H113ZM127 251V250H126ZM125 251V252H126ZM135 251H136V249H135ZM145 251V250H144ZM187 251V250H186ZM206 251V250H205ZM242 251V250H241ZM250 251V250H249ZM10 252V251H9ZM36 252V251H35ZM48 252V253H47ZM70 252V253H71ZM97 252V251H96ZM189 252V251H188ZM200 252H202V251H200ZM235 252V251H234ZM233 252V253H234ZM13 253H15V252H13ZM12 253V254H13ZM20 253V252H19ZM69 253V254H70ZM74 253V252H73ZM81 253V252H80ZM92 253V252H91ZM103 253H105V252H103ZM114 253V252H113ZM113 253H112V255H113ZM142 253V252H141ZM140 253V254H141ZM144 253H147V252H144ZM179 253V254H178ZM203 253V252H202ZM232 253V254H233ZM120 254V253H119ZM122 254V253H121ZM152 254V253H151ZM150 254V255H151ZM187 254V253H186ZM189 254V253H188ZM204 254H205V252H204ZM238 254H239V252H238ZM20 255V254H19ZM102 255V254H101ZM107 254H105V256H106ZM138 255V254H137ZM158 255V254H157ZM183 255V254H182ZM230 255V254H229ZM241 255V254H240ZM29 256V255H28ZM39 256V255H38ZM69 256V255H68ZM73 256V255H72ZM71 256V257H72ZM99 256V255H98ZM103 256V255H102ZM102 256H101V258H102ZM114 256V258H116L115 256L116 255H113ZM123 256V255H122ZM140 256V255H139ZM146 256V255H145ZM166 256V257H165ZM200 256V255H199ZM233 256V255H232ZM247 256V255H246ZM36 257V256H35ZM79 257V256H78ZM111 257V256H110ZM134 257V256H133ZM154 257H155V254H154ZM156 257H158V256H156ZM155 257V258H156ZM184 257V256H183ZM189 257V256H188ZM223 257H224V255H223ZM238 257V256H237ZM241 257H242V255H241ZM240 257V258H241ZM4 258V257H3ZM67 258V257H66ZM69 258V257H68ZM91 258V257H90ZM107 258V257H106ZM135 258V257H134ZM153 258V257H152ZM160 258V257H159ZM174 258V260L176 261V260H180V259H175ZM202 258V257H201ZM220 258V257H219ZM230 258V257H229ZM243 258H245V257H243ZM6 259V258H5ZM48 259H47V261H48ZM85 259H87V258H85ZM84 259V260H85ZM105 259V258H104ZM137 259V258H136ZM146 259H148L147 258V256H146ZM150 259V258H149ZM148 259V260H149ZM172 259V258H171ZM203 259H205V257L203 258ZM226 259V258H225ZM242 259V258H241ZM263 259V258H262ZM7 260V259H6ZM18 260H19V258H18ZM55 260V261H56ZM97 260V259H96ZM95 260V261H96ZM119 260V259H118ZM132 260V259H131ZM145 260V259H144ZM157 260V259H156ZM155 260V261H156ZM184 260V259H183ZM187 260V259H186ZM227 260V259H226ZM229 260H231V259H229ZM228 260V261H229ZM233 260H235V259H233ZM243 260V259H242ZM259 260V259H258ZM45 261V260H44ZM53 261V260H52ZM61 261V260H60ZM69 261V260H68ZM109 261V260H108ZM125 261H126V259H125ZM141 261H143V260H141ZM154 261V262H155ZM163 261H165L164 259H163ZM206 261V260H205ZM222 261V260H221ZM239 261V260H238ZM248 261V260H247ZM26 262V261H25ZM64 262H65V260H64ZM148 262V261H147ZM157 262V261H156ZM168 262V261H167ZM167 262H166V264H167ZM173 262V261H172ZM184 262V261H183ZM183 262H182V264H183ZM193 262V261H192ZM242 262V261H241ZM250 262V261H249ZM262 262V261H261ZM5 263V262H4ZM42 263V262H41ZM66 263V262H65ZM82 263H84V262H82ZM111 263V262H110ZM137 263V262H136ZM228 263V262H227ZM254 263V262H253ZM252 263V264H253ZM6 264V263H5ZM12 264V263H11ZM15 264V263H14ZM16 264H18V263H16ZM20 264V263H19ZM50 264H52V263H50ZM109 264V263H108ZM157 264V263H156ZM224 264H226V263H224ZM247 264V263H246Z\"/></svg>",
	"mask_w": 264,
	"mask_h": 264
}]
</instances>
